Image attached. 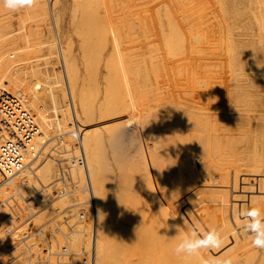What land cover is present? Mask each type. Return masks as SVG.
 Returning <instances> with one entry per match:
<instances>
[{"label":"rangeland","instance_id":"1","mask_svg":"<svg viewBox=\"0 0 264 264\" xmlns=\"http://www.w3.org/2000/svg\"><path fill=\"white\" fill-rule=\"evenodd\" d=\"M80 1V0H79ZM92 1H93V3H95V5L98 7H95V5H91L89 2H91L92 3ZM92 1H87V0H81L80 2H81V5L82 6H84V8L85 7H88L87 9H85V11H84V9H83V7L80 9V7H79V9H78V7H77V9H75L76 7H74L75 5H79V3L80 2H78V0H59L58 2H56V0H38V3L39 4H37V6L35 7V8H33V9H24V10H21V11H19V12H15V13H13V12H10V11H8L7 9H5V8H3V7H0V73H6V72H8V71H10V70H14L15 69V67H17V66H21V71H23V72H25V73H27V74H29L30 76H32V81L35 83V84H37V82L40 84H37V85H39V87H43L44 88V90H46L45 92L46 93H48V91H47V89L49 88V87H53L54 85H56V84H60V86H59V88H60V90L57 88V92H56V94H60V95H58V101H60L61 102V100L60 99H62L63 98V100L64 99H66V88H68V90H69V92H70V95H68V97L71 99V101L74 103V107L77 109L76 110V112H78V115H77V119H79V123H81V118L83 117L82 116V113H81V111H80V107H79V103H78V100H77V98H75V97H73V96H75L74 94H73V92H72V85L70 86L69 84V80H68V78L66 77V75L64 74L65 73V71H64V69H66V67L64 66L65 65V63H66V61H65V58H64V56H63V54H65L64 52H63V49H65L66 47L68 48L69 47V45H70V47H71V53H72V57L75 59V62H76V64H77V66H78V68H79V70H80V78L83 80V81H85L84 79H86V84H88V87H87V85L85 84V86L88 88V89H90L91 88V90L93 91V97H95L96 98V100L94 99V106H95V116H97V117H95L94 116V122H93V124H95V126L96 127H100L98 130H96L97 132H100V130L102 131V134H103V136L104 135H106L105 134V130L106 129H104V128H102V127H106V125H107V127H109L108 129H110V130H113V129H118V130H116V131H118V132H114L113 134H114V136H117L118 137V135H119V132L120 133H122L121 135H119V137L120 136H122L123 135V133H124V135L123 136H126V137H128L129 139H124V137L122 138V141H121V139H120V141H118L119 143L120 142H122V143H124V142H126V144L129 146H127V149L128 150H130V151H128V153H130L131 155H132V157H130L129 156V154L128 155H126V151H127V149H126V146H123V147H125V149H123V148H121L122 147V143H120L121 144V146H120V150H123V154H125V155H123V157H124V161H125V159L128 161V159H129V157H130V159H129V162H127V167H126V165H125V167L128 169V164L129 163H131V165L132 166H130V164H129V169L130 168H132V169H128L127 171H129V173L127 172L126 173V175H125V177L124 178H126V177H129V175L131 174V172H133L134 171V174L136 173L135 171H139V169H140V172H138V174L140 175V177H139V175H138V177H137V175H135V177H137V181H135V183L136 182H138V184H131V185H133L131 188H133V190L132 189H130V188H128V185H129V183H128V185H124V187L122 188V189H124V190H122L121 189V192H122V194L123 195H125L123 192H125V188L127 187V189H130L131 190V192L132 193H134L135 194V197H137V198H139L138 197V195L141 193L142 194V196L143 195H146L145 197V199H147L146 201H148L150 198L152 199V201H149L150 202V205L147 203V208H148V211H152L153 212V208H152V205L154 206V207H156V209L157 208H159L158 206H157V204H155V202H157L158 204H160V206L162 207V208H165V210H173V211H175V212H177L178 210H180V211H183V212H185L186 210H187V212H185L186 214H188L186 217L185 216H179V217H177L176 219H179V220H181L182 222H187V224L189 223L190 225V227L192 226V225H194V222H196V224L195 225H197L198 223H200V222H198V219H196L193 215H191V212L190 211H192V212H194V213H196L198 210H200V209H202V208H206V206H208L207 208H206V213L208 214V213H211V211L213 210V208L215 209V207H216V205H214L213 203H216V204H218L217 203V201H219L220 202V199H219V197L220 198H222V199H224V197L226 198V199H228L227 197H229L230 196V194H231V196L233 197L234 196V198H236L237 196L236 195H238V197L236 198L237 199V202L236 203H239L241 200H240V198L243 196V197H245L244 195H246L247 197L249 196V197H251L252 196V189L250 188V185H251V180L252 179H249V177L247 178V177H240L239 179H238V184H237V186H235V184L233 183L234 181V179L232 178H229V179H226L225 181H226V184L224 183L223 184V186H224V190H221V188H222V186H221V184L220 183H218V185L219 186H221V188L220 189H218V190H216V192H215V190H213V189H209V190H207V188H205L206 187V182L208 183V182H210V183H212L211 181H207V180H205L206 182H204V180L203 179H201V178H196V177H194L195 179L194 180H196V182L195 181H193V177L191 176V175H194L192 172H191V174H189L188 173V171H189V165L188 164H185V163H183V165H184V167L182 166V168L180 167V165H182V163H180V158H179V156H176L177 158H179V160L176 162V163H178L179 162V166L178 165H176V168H175V171H177V169H179L180 170V172H178L179 174H177V173H175V171L173 172V168L175 167V165L174 166H171V164H170V167H172V169L170 168V170L169 171H171V172H168V171H166V170H168L169 169V164H166V162L168 163V160H169V158H170V160H169V162L172 160V162L173 161H175V160H177L176 158L173 160V159H171V156L168 154V153H166L168 150H169V148L168 147H174V145L172 146L170 143H174V139H175V141L177 140V141H179V143L181 142V144H182V142H183V144H185V140H187V139H185V137H189V135H191V133L192 134H194L193 136L195 137V139H199L200 141L202 140L201 138H203V140H204V138H206L204 141H206L205 142V144H207V141H209L210 139H212V141H211V143H210V147L209 148H211V144H212V148L213 149H208L209 150V152H207L209 155H212V156H210L211 158H212V160H213V158H214V160L213 161H215L217 158H218V160H217V162H218V164L219 163H221V161H222V163H227V164H229V165H227L226 163L224 164V165H222V163H221V166H224L225 168L227 167V168H229V172L227 171V170H225L224 169V171L226 172H228V173H235V168H236V166L237 165H234L233 166V164H232V162L233 161H231V159L233 160L234 158H233V156L235 157V159L236 158H238V159H240V156L239 155H236V153L234 152V150L232 149V148H228L229 146L227 145V141L226 140H224V139H222V138H225V137H227V135H229L230 133H233V129H232V126L233 127H236L237 128V126H244L245 128H249L248 127V122L251 120V118L252 117H255L256 115L258 116V110L261 112V114H263L264 113V106H260L261 104L262 105H264V76H263V74H264V72H263V74H261V70H260V67H264V30L263 31H261V33H262V35H260L261 33H259L260 31H257V29L256 30H252V29H250L249 27H243V25H252V24H255L256 23V19H252V17H247L246 18V16H242V17H240V19H238V16H234V17H229V18H227L225 21L227 22V23H230L231 24V26H235L234 28L233 27H231V31L229 30V29H227V30H224V29H222V28H220L219 30H217V29H215V30H212V31H209L210 33H212V36H211V34L209 33V32H206L205 33V31H204V33L206 34H204L203 32H199L198 30H196V28H194L193 26H191L192 24H191V20H190V18H189V15H190V1L189 0H159L160 1V3H159V1L158 0H92ZM133 1V2H132ZM136 1V2H135ZM145 1V2H144ZM150 1V2H149ZM164 1V2H163ZM170 1V2H169ZM189 3H188V2ZM55 2V3H54ZM82 2H83V4L85 3L86 5H88V6H86L85 4L83 5L82 4ZM107 2L108 3H110V4H107ZM117 2V3H116ZM137 2H139V3H137ZM148 2V3H147ZM155 2V3H154ZM166 2H168V3H166ZM51 3H53L52 5H51ZM88 3V4H87ZM92 3V4H93ZM107 5H106V4ZM135 3V4H134ZM142 3H144V4H142ZM179 3V4H178ZM188 3V4H187ZM56 4V5H55ZM148 4V5H147ZM154 4V5H153ZM166 4H169L168 6H170L169 8H168V6L166 5ZM177 4V5H176ZM183 4V5H182ZM54 5V6H53ZM64 5V6H63ZM74 5V6H73ZM160 5V6H159ZM181 5V6H180ZM53 6V7H52ZM61 6V7H60ZM80 6V5H79ZM89 6H91L90 8H92V7H95L94 9H92V10H90V8H89ZM105 6H106V8H105ZM108 6V7H107ZM112 6V7H111ZM145 6V7H144ZM157 6V7H156ZM164 6V7H163ZM136 7V8H135ZM138 7V8H137ZM171 7H173V8H171ZM183 7V8H182ZM42 8V9H41ZM110 8V9H109ZM132 8H134V9H132ZM149 8V9H148ZM168 8V9H167ZM171 8V9H170ZM88 9L90 10V12L91 11H93L94 12V10H97L96 12H97V14H96V12H94L93 14H92V16H93V18L95 17V15H97L94 19H92V16H91V18H90V15L88 16L87 15V12H88ZM153 9V10H152ZM158 9H159V11H158ZM180 9V10H179ZM61 10V11H60ZM73 11V13H75V10L77 11V13H76V17L75 16H72L70 13H72V11ZM116 10V11H115ZM149 10V11H148ZM174 10V11H173ZM2 11V12H1ZM57 13V14H59L58 16L57 15H55L54 16V14H55V12ZM79 11H80V13H79ZM106 11H107V13H106ZM118 11V12H117ZM152 11V12H151ZM156 11H157V13H156ZM164 11V15H163V12ZM173 11V12H172ZM176 11V12H175ZM178 11V12H177ZM180 11V12H179ZM184 11V12H183ZM45 12V13H44ZM84 12H86V14L84 13ZM90 12H89V14H90ZM109 12V13H108ZM114 12H116V14H114ZM141 12V13H140ZM146 12V13H145ZM154 12H155V14H154ZM219 12H220V10L217 12L216 11V14H219ZM44 13V14H43ZM112 13V14H111ZM121 14V15H119V14ZM162 13V14H161ZM169 13H171V14H169ZM176 13V14H175ZM187 13V14H186ZM221 13V12H220ZM81 15V17H83V16H85V17H83L82 19L80 18V15ZM84 14V15H83ZM101 14H103V16L101 15ZM105 14H107V16L105 15ZM132 14V15H131ZM169 14V17L170 18H172V22L170 23V18H167L166 16ZM183 14V15H182ZM135 15V16H134ZM222 15V14H221ZM47 17V18H45V17ZM56 16H57V18H56ZM62 16V17H61ZM98 16H101V18L103 17V18H105V20L102 18H100L101 20H99L100 22H105L104 23V25H103V23H98L99 21H98V19H99V17ZM126 16H129V17H126ZM162 16H163V18H162ZM179 18H178V17ZM220 14L219 15H217L216 17L217 18H214V17H212V19H211V21H213L212 23H211V25H214V26H216V25H218L220 22H221V19H219L220 17ZM58 17H59V22H58ZM73 17L75 18V20L73 19ZM86 17H87V19H86ZM97 17H98V19H97ZM106 17H108V19L106 18ZM166 17V18H165ZM264 17V16H263ZM56 18V22H55V19ZM79 18V19H78ZM89 18V19H88ZM132 18V19H131ZM44 19H46V20H44ZM130 19V20H129ZM165 19H168L169 20V23H167V21L168 20H165ZM185 19V20H184ZM74 21V24L72 23L73 21ZM81 20V22L79 23V21ZM88 20H89V22H91V24H89V23H87L88 22ZM93 21V23H92V21ZM97 20V21H96ZM104 20V21H103ZM108 20V21H107ZM180 20V21H179ZM246 20V21H245ZM54 21V22H53ZM83 21V22H82ZM94 21H96V23H98V27L96 26V28L95 27H92L93 25L95 26L96 24H95V22ZM126 21H128V22H126ZM166 21V22H165ZM214 21H218V23H216V25L214 24ZM46 22V26H48L49 25V28H50V30H51V33H52V39H53V42H52V40L50 39L49 41L51 42H48L49 44H51V45H53V46H55L56 47V49L54 48L53 49V53L51 52V54H50V50H49V52H48V49L47 48H49V46H48V44H46L47 42V38H46V35H45V31H44V28L46 27L45 25H44V23ZM48 22V23H47ZM76 22L77 23H79V24H83V25H81L80 27L79 26H77L78 24H76ZM146 22V23H145ZM253 22H255V23H253ZM55 23H57V24H55ZM71 23V24H70ZM86 23H87V25H86ZM148 23V24H147ZM163 23V24H162ZM166 23V24H165ZM179 23H181V24H179ZM48 24V25H47ZM89 24V25H88ZM93 24V25H92ZM99 24H102V25H99ZM175 24V25H174ZM58 25V26H57ZM77 26V27H75V26ZM90 25H92V26H90ZM120 25V26H119ZM139 25V26H138ZM168 25H169V28L172 30H169V29H167L168 28ZM176 25H177V27H176ZM179 25H180V27H179ZM237 25H240V27H243V28H239V29H237L236 28V26ZM84 26H85V28H86V26H90V28H92V29H89V27H87L86 29L84 28ZM102 26V27H101ZM108 27L107 29H109V27H110V35H109V30H106V29H104V27ZM145 26V27H144ZM162 26H163V29H162ZM166 26H167V28H166ZM73 27H74V29H76L75 31H73L74 29H73ZM79 27V28H78ZM101 27V28H100ZM130 27V28H129ZM141 28V29H139V28ZM173 27V28H172ZM194 29H193V28ZM56 28H57V30L58 31H56ZM84 28V29H83ZM93 28H94V32L93 31H91V30H93ZM138 28V29H137ZM177 28V29H176ZM178 28H179V30H178ZM248 28V29H247ZM96 29V30H95ZM104 29V30H103ZM144 31H143V30ZM165 29H166V33H168L169 31H170V33H169V35H171V32H173V34L175 33V41L174 42H178V44H176V45H178L177 47H178V50H180V48L179 47H181V49H184L185 51H186V53L187 52H192V54L189 52V53H187V55L185 56V58H184V56H182L181 57V55H183V54H185L184 53V50H181L180 52H178V54H176L175 52H173V54H169V52L167 51V48H166V46H165V42H164V39H162L163 38V36H162V34H163V32L165 31ZM81 30H84L85 32H86V30H88L86 33L84 32V31H81ZM102 32H101V31ZM134 30V31H133ZM139 30H141V31H139ZM185 30H187V32L185 31ZM195 30V31H194ZM76 31H79L78 32V34L80 35H77V32ZM89 31H91L90 33H89ZM107 31H108V34H106L107 33ZM125 33H124V32ZM133 31V32H132ZM138 31V32H137ZM168 31V32H167ZM192 31V32H191ZM225 33H224V32ZM249 31V32H248ZM82 32H84V33H82ZM96 32H98L97 34H98V37H97V34H96ZM106 32V33H105ZM120 32V33H119ZM132 32V33H131ZM194 32V33H193ZM226 32H227V34H226ZM229 32H231V33H229ZM255 32H257V33H255ZM55 33V34H54ZM68 33H69V35H68ZM75 33H76V35H75ZM91 33H93V34H95V35H90ZM131 33V34H130ZM162 33V34H161ZM181 33V34H180ZM204 35H203V34ZM218 33V34H217ZM220 33V34H219ZM102 34H103V36H102ZM134 36H133V35ZM184 34V35H183ZM191 34V35H190ZM193 34V35H192ZM216 34V35H215ZM100 35V36H99ZM137 35H139V37L137 36ZM232 35V36H231ZM67 36H68V40H67ZM76 36H77V38H76ZM102 36V37H101ZM124 36H126V37H124ZM143 38H142V37ZM162 38H161V37ZM179 36V39L177 38ZM182 36V37H181ZM260 36H262V37H260ZM103 37L105 38V39H107V40H103ZM110 37H113V38H110ZM186 37V38H185ZM201 37V38H200ZM204 37V38H203ZM216 37V38H215ZM231 37V38H230ZM249 37V38H248ZM257 37H258V39H257ZM97 38V39H96ZM98 38H99V40H98ZM121 38V39H120ZM126 38V39H125ZM134 40H133V39ZM188 38V39H187ZM195 38V39H194ZM199 38H200V40H199ZM211 38V39H210ZM222 38V39H221ZM228 38V39H227ZM259 38H260V40H259ZM262 38V39H261ZM83 39V42H86L87 41V39H88V41L86 42V43H88L89 44V42H91L90 43V45H91V47H90V45H86V43H84L85 45H83V43H82V40ZM86 39V40H85ZM114 39V40H113ZM184 39V40H183ZM187 39V40H186ZM205 39V40H204ZM225 41H227V42H231L230 44L229 43H227V42H225ZM69 42L70 40H71V42H67V41ZM85 40V41H84ZM97 40H98V43H96L97 42ZM122 42H121V41ZM194 40V41H193ZM197 42H196V41ZM208 40H209V42H208ZM212 40V41H211ZM259 40V41H258ZM78 41H79V43H81L82 44V46L81 45H79L78 44ZM101 41H103V42H101ZM105 41V42H104ZM112 41H114V43L112 42ZM133 41V42H132ZM180 41L181 42H183V44L182 43H180ZM185 41H188V43L187 42H185ZM206 41V42H205ZM224 41V42H223ZM232 41H233V45H235V43L237 44L236 46L237 47H241L240 49L239 48H237L238 49V51L236 52L237 53V55H236V59L235 58H231V56L229 57V58H227L229 55H227L228 53L230 54V52H229V47H230V45H232ZM261 41V42H260ZM56 42V43H55ZM68 44L67 46H66V43ZM93 42H95V43H93ZM107 42V43H106ZM111 42H112V44H111ZM141 42V43H140ZM164 42V43H163ZM191 42V43H190ZM211 42V43H210ZM218 42V43H217ZM222 42V43H221ZM258 42H260L259 44H258ZM54 43V44H53ZM92 43H93V48H92ZM132 43V44H131ZM140 43V44H139ZM184 43H185V47L186 48H183L184 46H182V45H184ZM199 43V44H198ZM257 43V44H256ZM60 44V45H59ZM103 44H105V45H103ZM113 44H115V50L114 49H112L113 47H112V45ZM223 44V45H222ZM255 44H256V46H255ZM48 47H47V46ZM94 45H96V46H98V48H96ZM105 46L104 47V50H102V48H103V46ZM137 45V46H136ZM175 45V44H174ZM175 45V46H176ZM180 45V46H179ZM228 45H229V47H228ZM66 46V47H65ZM85 46V47H84ZM88 46H89V48H88ZM100 46H101V48H100ZM114 46V45H113ZM130 48H129V47ZM140 46V47H139ZM47 47V48H46ZM80 47V48H79ZM82 47H84V48H82ZM133 47H134V49H133ZM140 48V49H138V48ZM177 47H176V49L175 50H177ZM196 47V48H195ZM207 49H205V48ZM207 47H209V48H207ZM215 47V48H214ZM247 47H248V49H247ZM250 47V48H249ZM60 48H63V49H60ZM66 48V49H67ZM88 48V49H87ZM92 49V51H91V53H90V51L89 50H91ZM119 48V49H118ZM127 48H129L130 50H132V51H130V50H125V49H127ZM144 48V49H143ZM165 48V49H164ZM187 48H188V51H187ZM254 48H255V50H254ZM65 49V50H66ZM80 49H81V53L82 54H85L84 55V57H83V55H81V53H80ZM85 49H86V51H88L87 53H85L86 51H85ZM96 49H98L97 51H99V49H100V53H98V55H96L97 54V52L95 51ZM138 49V50H137ZM191 49V50H190ZM212 49V50H211ZM262 49V50H261ZM101 50H102V52H101ZM113 50V51H112ZM117 50H118V52H119V54L117 53ZM215 50V51H214ZM61 51H62V53H61ZM76 51H77V53H76ZM111 51L113 52V54L111 55ZM115 51V52H114ZM137 51H139V52H137ZM142 53H141V52ZM145 53H144V52ZM149 53H147V52ZM241 53H240V52ZM253 51H255V52H253ZM57 52V53H56ZM96 52V53H95ZM153 52H155V53H153ZM167 52H168V54H167ZM212 52V53H211ZM223 54H222V53ZM239 52V53H238ZM249 52V53H248ZM252 52H253V54H252ZM95 53V54H94ZM110 53V57H112L113 59H111V61H110V57H109V61H107V62H110V67H113L112 69H113V72H114V74H115V78H116V81L118 80L119 81V83H118V81L116 82L115 81V78L113 77V82H112V79L110 80L109 79V81H111L112 83H113V86L114 87H112V83L111 82H108V83H110V85H111V87H112V89L111 88H108L107 87V85H108V83L106 82L107 81V79H105L104 77V75H102V74H105V72H107L108 70V75H109V73H110V71L112 70V69H110L109 67H107L106 66V68L105 67H103V66H105V65H108V63L107 64H105L106 63V59L108 60V57H107V55ZM133 53V54H132ZM139 55H138V54ZM144 53V54H143ZM147 53V54H146ZM164 53V54H163ZM183 53V54H182ZM203 53V54H202ZM258 53V54H257ZM10 54H13V56L12 57H10ZM56 54V55H55ZM86 54H87V56L89 57V59H88V57L86 56ZM92 54H94V56H97L96 57V59H95V57L93 58V57H91V56H93ZM137 54V55H136ZM141 54H143V55H141ZM241 56H240V55ZM47 57H46V56ZM48 55H50L49 56V60L47 61V59H48ZM91 55V56H90ZM101 55V57H98V56H100ZM117 55V56H116ZM118 55H119V57H118ZM141 55V56H140ZM149 55V56H148ZM166 55V56H165ZM177 55H179L180 56V58H179V56H177V58H176V56ZM198 55V56H197ZM219 55V56H218ZM243 55V56H242ZM252 55H254V56H252ZM86 56V57H85ZM109 56V55H108ZM130 56V57H129ZM137 56V57H136ZM169 56H171V59L170 58H168ZM173 56V57H172ZM175 56V57H174ZM207 56H209V57H207ZM249 56H250V58H249ZM258 56V57H257ZM81 57L83 58V60L86 62V63H84V61L81 59ZM107 57V58H106ZM141 57V58H140ZM143 57V58H142ZM150 57V58H149ZM164 57H166L167 59H164ZM186 57H187V59H186ZM220 57V58H219ZM237 57H239V58H237ZM243 57V59H245V60H242L241 58ZM46 58V59H45ZM85 58V59H84ZM90 58H92V59H90ZM98 58H99V61H96V60H98ZM114 58H116V59H114ZM118 58V59H117ZM120 58V59H119ZM137 58V59H136ZM162 58V59H161ZM176 60H175V59ZM209 60H208V59ZM212 58V59H211ZM249 58V59H248ZM258 58V59H257ZM64 59V60H63ZM94 59V60H93ZM133 59H134V63H133ZM136 59V60H135ZM142 59H144V60H142ZM146 59V60H145ZM172 59H174V60H172ZM183 59V60H182ZM193 60V62H192V60ZM198 59V60H197ZM219 59H221V60H219ZM230 59H233V60H230ZM239 59H241L243 62H244V64L240 67L239 65L241 64V63H243L242 61H240ZM260 59V60H259ZM89 60H90V64H93V61H94V64L97 66H95V65H92V66H94L93 67V69H91L92 67H89V66H91L90 64H89ZM92 60V61H91ZM115 60V61H114ZM120 60V61H119ZM129 60H131V61H129ZM141 60V61H140ZM148 60V61H147ZM179 60V61H178ZM190 60V61H189ZM201 60H203L202 62H201ZM212 60V61H211ZM227 60V61H226ZM230 61V63H229V61ZM47 61V62H46ZM87 61H88V64H87ZM104 61H105V63H104ZM145 61H147L148 63H150V66L152 67L151 69L152 70H149V75H153V77H151V76H149V79H151V81H148V83L146 82V85H145V83H143L142 84V82H145V80H143L144 79V77L143 76H141L140 77V73L141 72H143V74H144V71L142 70H140V71H137L136 69H140L141 68V65H140V63H142V62H145ZM175 61H176V63H175ZM177 61H178V63H177ZM185 61V62H184ZM209 61V62H208ZM237 61V63H240L239 65L237 64V63H234V62H236ZM238 61H240V62H238ZM258 61H261V62H258ZM56 62H57V64H56ZM60 62V63H59ZM64 62V63H63ZM92 62V63H91ZM98 62H100L99 64H98ZM121 62V63H120ZM166 62H167V64H166ZM188 62H189V64H188ZM229 63V65H228V63ZM232 62H233V64H235L234 66H231V67H229L230 65H233L232 64ZM59 63V64H58ZM99 65H97V64ZM114 63H116V64H114ZM128 63V64H127ZM133 63V64H132ZM172 63H173V65H172ZM175 63V64H174ZM182 63V64H181ZM192 63V64H191ZM198 65H197V64ZM204 63H208L211 67H213V68H211L208 64H205V66H204ZM227 63V64H226ZM245 63H246V65H245ZM258 63L259 64H261V65H258ZM64 64V65H63ZM85 64H87V65H85ZM121 64V65H120ZM163 64V65H162ZM169 64H171V65H169ZM189 65V66H191V68L189 67V66H187V65ZM201 66H200V65ZM213 64V65H212ZM223 64V65H222ZM236 64L238 65V67H236V68H238V69H236L235 68V66H236ZM257 64V65H256ZM58 65V66H57ZM136 67H135V66ZM155 66V68H154V66ZM183 65H184V67H183ZM186 65V66H185ZM195 65V66H194ZM218 65V66H217ZM228 65V66H227ZM245 65V66H244ZM59 66H60V68H62V71L64 72L63 73V77H62V75H61V73L62 72H60L59 71ZM117 66V67H116ZM164 66V67H163ZM170 66V67H169ZM259 66V67H258ZM58 67V68H57ZM123 67V68H122ZM138 67H140V68H138ZM158 67V68H157ZM162 67V68H161ZM179 67V69H177ZM181 67V68H180ZM194 67V68H193ZM197 67V68H196ZM223 67V68H222ZM244 67V68H243ZM246 67V68H245ZM256 67V68H255ZM259 69H258V68ZM98 70H97V69ZM105 68V69H104ZM108 68V69H107ZM116 68V69H115ZM168 68V69H167ZM171 68V69H170ZM217 68H219V69H217ZM222 68V69H221ZM229 68V69H228ZM232 68V69H231ZM253 68V69H252ZM91 69V70H90ZM118 69H119V71H118ZM142 69V68H141ZM175 69V70H174ZM231 69V70H230ZM242 69H244V70H242ZM246 69H248L249 71H247ZM45 70V71H44ZM96 70H97V72H96ZM107 70V71H106ZM115 70V71H114ZM167 70V71H166ZM192 70V71H191ZM217 70L219 71L218 73H217ZM251 70V71H250ZM53 71V72H52ZM58 71H59V74L57 75V73H58ZM137 71V72H136ZM150 71H152L151 72V74H150ZM181 71V72H180ZM196 71V72H195ZM120 75V76H117L118 74ZM124 72H125V74H124ZM138 72H139V74H138ZM177 72V73H176ZM185 72H186V74H185ZM214 72H216L217 74H214ZM221 72V73H220ZM232 72V73H231ZM250 72V73H249ZM258 72V73H257ZM131 73V74H130ZM156 73V74H155ZM163 73V74H162ZM179 73V74H178ZM249 73V74H248ZM113 73H112V71H111V75H112ZM134 74H136V75H134ZM237 74V75H236ZM59 76L60 78H58L57 79V76ZM81 75H83L84 76V79H83V76L81 77ZM106 75V74H105ZM129 75V76H128ZM138 75H139V77H138ZM145 75V74H144ZM192 75V76H191ZM86 76H87V78L89 79L88 80V82H87V78H86ZM91 76L92 78V80L89 78V77ZM97 76V77H96ZM102 76H103V78H102ZM107 76V75H106ZM186 76H187V78H186ZM256 76V77H255ZM260 76V77H259ZM108 77V76H107ZM109 77H112V76H109ZM108 77V78H109ZM120 78V80H119V78ZM124 77V78H123ZM136 77L138 78V79H136ZM223 77V78H222ZM258 77V79H256ZM52 78H53V81H54V83L52 82ZM57 80H56V79ZM126 78V79H125ZM141 78V79H140ZM185 78H186V80H185ZM220 78H222L221 79V81H222V83H219V82H221L220 81ZM231 78H233V79H231ZM263 78V79H262ZM102 79V80H101ZM129 79V80H128ZM193 79H195V80H193ZM205 79V80H204ZM207 79V80H206ZM218 79V80H217ZM229 79H230V81H229ZM262 79V80H261ZM98 80V81H97ZM124 80V81H123ZM126 80V81H125ZM141 80H143V81H141ZM179 80V81H178ZM183 82H182V81ZM255 80H259V84L255 81ZM92 81V82H91ZM131 81V82H130ZM197 82V84H196V82ZM204 81H206L207 83H208V81H209V83H211L210 84V88H209V86L208 85H205L204 87H203V83L202 82H204ZM84 82V83H85ZM94 82V83H93ZM114 82H116V83H114ZM121 82H123L122 83V87H121ZM140 82V83H139ZM159 82V83H158ZM167 82V83H166ZM172 82V83H171ZM216 82H218L219 84H217V86H216ZM90 83V84H89ZM93 83V84H92ZM105 83H107V85L105 84ZM125 83H127V84H125ZM130 83H131V85H130ZM184 83H187V84H189L187 87L185 86V85H187V84H185L184 85ZM192 83H194L195 85H193ZM200 83V84H199ZM233 83V84H232ZM92 84V86L94 87H89L90 85ZM98 85V87H97V85ZM140 84H142V85H140ZM161 84V85H160ZM173 84V85H172ZM251 84V85H250ZM42 85V86H41ZM103 85V86H102ZM109 85V86H110ZM118 85V86H117ZM198 85V86H197ZM201 85H202V87H201ZM212 85V86H211ZM214 85V86H213ZM218 85H219V87H218ZM220 85H221V87H220ZM235 85V86H234ZM237 85V86H236ZM104 86H106L107 87V89H108V91H106V92H108L107 93V98H109L110 100H108L107 98H105V99H107L109 102L111 101V98L112 99H115V98H117V97H114V96H117L118 95V99L120 100L119 101V104L120 103H122V105L120 104V105H116L114 108H116L117 106H119L120 108H122V106L124 105V107H123V109H121V114H119V109H118V111H117V108H116V110L114 109L113 111H112V113L114 112H116L117 114V117L115 116V114L113 115V116H115V117H113L112 115H109L108 117L107 116H101V115H99V113L97 112L98 110H99V108L97 107V106H100V104H101V106L104 104V100L105 99H103V96H105V91H104V89H105V87ZM118 87V92H120V94L116 91V92H114V90H116V88ZM126 86H128V88L126 87ZM129 86H130V89H129ZM131 86H132V88H131ZM159 86V87H158ZM161 86V87H160ZM201 88H200V87ZM207 86V87H206ZM46 87V88H45ZM71 87V88H70ZM177 87V88H176ZM185 87V88H184ZM193 87H195V88H193ZM196 87H198L197 89H196ZM206 87V88H205ZM54 88V87H53ZM178 88H180V89H178ZM182 88V89H181ZM216 88H217V91L218 92H220V93H218L217 91H216ZM220 88H221V90H222V93H221V90H220ZM42 89V88H41ZM96 89H99V90H96ZM111 90V92H110V90ZM127 91H125V90ZM174 89V90H173ZM196 89V90H195ZM205 89V90H204ZM214 89V90H213ZM29 90V89H28ZM94 90H96L95 92L96 93H100L99 95L98 94H95V92H94ZM181 90H184V92L182 91V92H180ZM237 90V91H236ZM61 91V92H60ZM64 91H65V93H64ZM92 91H91V93H92ZM174 91V92H173ZM206 91V92H205ZM246 92V93H243V92ZM60 92V93H59ZM89 92H90V90H89ZM104 92V93H103ZM72 93V94H71ZM116 95H115V94ZM134 93V94H133ZM181 93H182V95H181ZM186 93V94H185ZM207 93V94H206ZM212 93V94H211ZM214 93V94H213ZM102 94H103V96H102ZM109 94V95H108ZM158 94L160 95V96H158ZM184 94V95H183ZM222 94V95H221ZM63 95H65V96H62ZM72 95V96H71ZM111 95V97H109ZM113 95V96H112ZM121 95V96H120ZM148 95V96H147ZM179 95V96H178ZM203 95H205V96H203ZM207 95V96H206ZM226 95V96H225ZM253 95V96H252ZM96 96H98V98L96 97ZM61 97V98H60ZM114 97V98H113ZM119 97H121V99L119 98ZM194 97V98H193ZM242 97H243V99H242ZM200 98V99H199ZM48 97H45V99L44 100H42L43 101V103H42V106L44 107V109L47 111V112H51L52 114L54 113V112H56V107H54L53 105H52V103L51 102H49L48 101ZM101 99H102V101H101ZM63 100H62V102H63ZM107 100H105V102L107 101ZM263 100V101H262ZM98 101H99V103H98ZM100 101L102 102V103H100ZM121 101H123V102H121ZM125 101V102H124ZM128 101V102H127ZM249 101V102H248ZM255 101H257V102H255ZM59 102V103H60ZM114 102V101H113ZM206 102V103H205ZM253 102V103H252ZM58 103V104H59ZM188 103V104H187ZM126 104V105H125ZM257 104H258V106H257ZM260 104V105H259ZM256 106V107H254V109H252L253 108V106ZM59 106H61V103L59 104ZM64 107H63V113H65V110H67V113H65L66 115L67 114H69V116H70V110H69V108L67 107V106H65V105H63ZM183 106V107H182ZM97 107V108H96ZM252 107V108H251ZM261 107V108H260ZM263 107V108H262ZM53 108H55V110L53 109ZM30 109V108H29ZM126 109V110H125ZM258 109V110H257ZM54 110V112H52ZM184 110V111H183ZM263 110V111H262ZM30 111H31V113H32V110L30 109ZM123 111V112H122ZM176 111H178V112H176ZM60 112V111H59ZM179 112H180V114H179ZM253 112L255 113V114H253ZM98 113V114H97ZM124 113V114H123ZM159 113V114H158ZM188 113V114H187ZM33 114V113H32ZM77 114V113H76ZM101 114V113H100ZM122 114H123V116H122ZM176 114V115H175ZM179 114V115H178ZM192 114V115H191ZM197 114V115H196ZM250 114V115H249ZM34 115V114H33ZM65 115V116H66ZM214 115V116H213ZM251 115H252V117H251ZM35 117H36V119L39 121V124H41V126H42V128H46V126L44 127V124L45 123H43V122H41L40 121V118L38 117V116H36V115H34ZM64 116V117H65ZM78 116H79V118H78ZM118 116H119V118H118ZM122 116V117H121ZM150 116V117H149ZM164 116H166V117H164ZM183 116V117H182ZM191 116V117H190ZM223 116L225 117L224 119H223ZM248 116V117H247ZM67 117V116H66ZM99 117V120L97 119ZM101 117H103V118H101ZM106 117H107V119H106ZM121 117V118H120ZM170 117V118H169ZM195 117H197V118H195ZM205 117H206V119H205ZM232 119H230V118ZM235 117H237L236 119H235ZM251 117V118H250ZM101 118V119H100ZM143 118V119H142ZM147 118V119H146ZM159 118V119H158ZM161 118V119H160ZM178 118V119H177ZM184 118V119H183ZM204 118V119H203ZM234 118V119H233ZM249 118V119H248ZM67 119V118H66ZM103 119V120H102ZM112 119L114 120V121H112ZM171 119V120H170ZM201 119V120H200ZM217 119V120H216ZM222 119V120H221ZM226 119V120H225ZM247 119V120H246ZM68 120V119H67ZM67 120H65V123H67L68 124V121ZM101 120V121H100ZM150 120V121H149ZM186 120V121H185ZM213 120V121H212ZM225 120V121H224ZM228 120V121H227ZM235 120H237L236 122H237V124L235 123ZM243 120H244V123H243ZM96 121V122H95ZM97 121H99V122H97ZM117 121V122H116ZM118 121H120V123L118 122ZM123 121V122H122ZM190 121V122H189ZM200 121V122H199ZM221 121V123H219V122ZM231 121H233L234 123L232 124V122ZM241 121V122H240ZM101 122V123H100ZM119 123V124H116V123ZM164 122V124H162ZM166 122L168 123L167 125H166ZM215 122H217V124H218V126H217V128H215L216 127V123ZM223 122V123H222ZM225 122V123H224ZM227 122H231L230 124H226ZM239 122V123H238ZM78 123V124H79ZM98 123V124H97ZM114 123V124H113ZM121 123H122V125H121ZM127 123V124H126ZM171 123V124H170ZM243 125H242V124ZM102 124H104L103 126H102ZM110 124V125H109ZM113 124V125H112ZM240 124V125H239ZM62 125H64V124H62ZM62 125L61 126H58V128L57 129H59V127H60V129H62L63 127L65 128V126L66 127H68V125H65V126H63L62 127ZM80 126V129H81V132L83 133V131H82V128H81V124H79ZM101 125V126H100ZM109 125V126H108ZM112 125V126H111ZM115 125V126H114ZM116 125H120V127H123V128H115V127H117ZM143 125V126H142ZM192 125V126H191ZM229 127V129H230V131H228V127ZM247 126V127H246ZM119 127V126H118ZM128 127V128H127ZM142 127H147V128H145L146 129V131L145 132H143V129H142ZM150 127L152 128V129H150ZM157 127V128H156ZM159 127V128H158ZM193 127V128H192ZM212 127V128H211ZM218 127H220V128H225L224 130L225 131H223L222 129H221V131H220V129H218ZM244 127H242V128H244ZM64 128H63V130H64ZM166 128H167V131H166ZM173 128V129H172ZM195 128V129H194ZM205 128V129H204ZM209 128H210V131H209ZM214 128V129H213ZM59 129V130H60ZM119 129H120V131H119ZM127 129V130H126ZM148 129V130H147ZM174 131V129H176V130H178V131H172V130ZM183 129H185V130H183ZM212 129V130H211ZM121 130L123 131V132H121ZM131 130H133L132 132L134 133L133 134V138L132 137H129V136H131ZM163 130V131H162ZM167 132V134L165 133V131ZM170 130V131H169ZM179 130H181L180 132H179ZM201 130V131H200ZM205 130V131H204ZM215 131V133H212V132H214ZM48 131V129L46 128L45 130H44V132H46L47 134H50L51 132H47ZM68 131V130H67ZM157 131H159V132H157ZM162 132V134H165V135H168L169 134V132L171 133V134H169V136L171 135H174L175 137H171L172 139H165L166 137H168V138H170L169 136H165L164 135V137H163V135L161 134V132ZM183 131V132H182ZM204 131V132H203ZM210 133H209V132ZM226 131H228V132H226ZM126 132H127V134L128 133H130V134H128V135H126ZM164 132V133H163ZM172 132L174 133V134H172ZM177 132H179V134L177 133ZM218 132V133H217ZM220 132V133H219ZM224 134H223V133ZM226 132V133H225ZM107 133V132H106ZM117 133H118V135H117ZM156 133V134H155ZM159 133V134H158ZM184 133V135H182ZM188 133V134H187ZM204 133H206L207 135H205ZM46 134V135H47ZM160 134H161V136L162 137H160ZM175 134H178V136L179 137H177L176 138V136L177 135H175ZM180 134H181V136H180ZM197 134H198V136H197ZM200 134H201V138H199L200 137ZM213 137V138H211L210 137V135ZM151 135V136H150ZM158 135V136H157ZM196 135V136H195ZM203 135V136H202ZM205 135V136H204ZM113 136V135H112ZM184 136V137H183ZM207 136V137H206ZM217 136V137H216ZM220 136V137H219ZM50 137H52V136H50ZM49 135H48V141L50 140L49 138ZM65 137H67L68 138V136H65ZM64 137V138H65ZM83 137H84V135H83ZM82 137V139H84V141H83V145L86 147V145H85V138H83ZM125 137V138H126ZM181 137H183V140H182V138ZM198 137V138H197ZM118 138H115L114 137V140L115 139H117L118 140ZM150 138V139H149ZM152 138V139H151ZM208 138H210V139H208ZM218 139V138H221V141L220 142H218V144H217V142H216V145L214 146L213 145V141H219V140H214V139ZM132 139H134L133 141H132ZM156 139V140H155ZM159 139H160V141H159ZM163 139H165V142H164V140ZM178 139H180V140H178ZM208 139V140H207ZM226 139V138H225ZM117 140H115V142L118 144V146L120 145L118 142H117ZM125 140V141H124ZM127 140H130V141H127ZM161 140H162V142H161ZM198 140V141H199ZM106 141V140H105ZM132 141V142H131ZM135 141H138V142H136V143H138V144H136L135 143ZM169 141V142H168ZM224 141V142H223ZM65 142H66V140H65ZM146 142H147V145H146ZM155 142V143H154ZM161 142V143H160ZM165 144H164V143ZM169 144H168V143ZM223 142V143H222ZM136 144V145H132V144ZM151 143V144H150ZM154 143V144H153ZM160 143V144H159ZM162 143H163V145H162ZM166 143H167V147L165 146L166 145ZM204 143V142H203ZM226 143V144H225ZM125 144V143H124ZM123 144V145H124ZM131 144V145H130ZM224 144V145H223ZM151 145V146H150ZM154 147H153V146ZM157 145L159 146V148L157 147ZM169 145V146H168ZM218 145V146H217ZM221 145V146H220ZM227 145V146H226ZM56 146V147H55ZM166 148H165V147ZM175 146H176V143H175ZM216 146H217V148H220V149H217L216 148ZM226 146V148H224ZM104 147L106 148L103 152H105V155L103 154V156H105L104 157V159L106 160L109 156H110V153H108V147L106 146V145H104L102 148L104 149ZM153 147V148H152ZM163 147H164V149H163ZM49 148H53V149H51L52 150V153H53V155H55L56 153L58 154H56V157H62V158H66L68 155H69V152L67 151V150H63V152L62 151H60V152H62L63 153V155H62V153H61V155L57 152V150L59 151L60 150V148L61 147H59L58 145H54V146H51V147H49ZM54 148H56V149H54ZM154 148H155V150L157 151V153H154V152H156V151H154ZM156 148H158V149H163L164 151H166V152H164L163 150L160 152V154H159V151H158V149H156ZM216 148V149H215ZM86 148H84V150H85ZM102 149V150H103ZM134 149H136V150H134ZM153 149V150H152ZM166 149V150H165ZM206 149H207V147H206ZM222 149V150H221ZM226 149V150H225ZM230 150V152H229V150ZM54 150V151H53ZM151 150L153 151V154H154V156H152L153 154L151 153ZM214 150H216V151H214ZM218 150H220V152L218 151ZM232 150V151H231ZM227 151V153H225ZM66 152H67V154H66ZM125 152V153H124ZM132 152H134V154H135V156H134V154H132ZM163 152V153H162ZM210 152H213V153H210ZM214 152H219V153H217V154H219V155H217L216 153H214ZM55 153V154H54ZM85 153H87L86 152V150H85ZM106 153H107V155H106ZM138 153V154H137ZM151 153V154H150ZM167 155H166V154ZM235 153V154H234ZM140 154H141V156H140ZM161 154H163V155H161ZM220 154H221V156H220ZM223 154V155H222ZM225 154V155H224ZM230 154V155H229ZM233 156H232V155ZM66 155V156H65ZM139 155V156H138ZM157 155H161V156H158L157 157ZM228 156V158H227V156ZM70 156V155H69ZM106 156H108V157H106ZM125 156H127L128 157V159H127V157H125ZM164 156H168L167 158H168V160L166 161V159H165V157ZM170 156V157H169ZM213 156H215V157H213ZM217 156H219L220 157V159H219V157H217ZM226 157V158H223V157ZM134 157H136V158H134ZM140 157V158H139ZM161 157V158H160ZM164 157V158H163ZM229 157H230V159H229ZM132 158H133V160H132ZM152 158H153V160L154 161H152ZM55 159H57V158H55ZM137 159V160H136ZM138 159H142V161L140 160V161H138ZM161 159H163L162 161H161ZM206 159V161H208V162H210L209 160H208V158H205ZM108 160V159H107ZM132 160V161H131ZM157 160V161H156ZM160 160V161H159ZM166 162H165V161ZM211 160V159H210ZM136 161V162H135ZM158 162V163H156V162ZM228 161H230V162H228ZM55 162H57V161H55ZM54 162V164H55V166H53V164H52V168H53V170L55 169L54 167H56V169H55V180L54 181H52V182H50L49 184H48V186L49 185H52V186H54L56 183H58V186L60 185L59 184V182L58 181H56V176L58 175L57 173L58 172H56V171H58L57 170V163H55ZM139 162V163H138ZM143 163V165L141 164V163ZM160 162H162V163H160ZM172 162H170V163H172ZM153 163V164H152ZM198 163V162H197ZM87 164H88V157H87ZM136 164V165H135ZM141 165V167H140V165ZM156 164H157V167L159 168H154L153 169V167H156ZM164 164V165H163ZM175 164V163H174ZM230 164H231V166H230ZM173 165V164H172ZM187 165V166H186ZM198 165V164H197ZM225 165H227V166H225ZM135 166V168L137 167V170H134L135 168H133ZM164 166V168L162 169V167ZM166 166V167H165ZM168 166V167H167ZM230 166V167H229ZM88 167H89V164H88ZM138 167H139V169H138ZM144 167V168H143ZM178 167H180V168H178ZM168 168V169H167ZM90 169V168H89ZM147 169V170H146ZM156 169V170H155ZM158 169V170H157ZM181 169H183V171H185V173H182V171H181ZM149 170V171H148ZM156 172H155V171ZM165 170V171H164ZM158 171L160 172V173H158ZM166 172V177L165 178H162V175H160V174H162L161 172ZM192 171V170H191ZM223 171V172H224ZM230 171H233V172H230ZM164 172H163V177H164ZM169 174H168V173ZM54 173V172H53ZM150 173V174H149ZM157 173V174H156ZM173 173H174V176H173V178H175V174L177 175L176 176V178H177V182L176 183H174L173 181H176V180H173V178H172V176H170V174L171 175H173ZM89 174H91V172L90 173H88V175ZM184 174V175H183ZM147 175V176H146ZM158 175H160V177H157L156 178V176H158ZM188 175H190L191 176V180H189V178L187 177ZM91 178H92V176L91 175H89ZM134 176V175H133ZM38 177V178H37ZM36 178H31V180H30V183L29 184H31L32 186H34L35 185V187H32L31 185H30V187L28 186V184H26L25 185V187L24 188H22L21 186L20 187H11L10 189H9V191L8 190H6L5 189V191L4 192H6L7 193V195H5V193L3 192V190L0 192V202H3V204L4 205H2V203H0V210L2 211V210H4L3 208H5L6 210H7V208H6V203H8V204H10V202H11V204H12V200H13V198H10L11 197V194H8V193H10V192H12V190H13V192L15 191V190H18V192H22V189H23V193L24 194H22L21 192V195L23 196V195H25L27 192H26V190H35V189H37V190H39V189H42V187H38V184L39 183H43V181L41 180V178H40V175L39 176H37ZM146 178V180L145 179H143V178ZM169 178V181L167 180L168 178ZM140 178V179H139ZM148 178V179H147ZM167 178V179H166ZM127 179V178H126ZM161 179H162V181H163V179H164V181L161 183ZM91 180V179H90ZM143 180H145V182H147V183H145L144 184V188H142L141 190H139L138 192L137 191H135V185L137 186H140V183H141V185H143ZM167 180V181H166ZM203 180V181H202ZM228 180H229V182H228ZM247 180H248V182H247ZM14 181H17V178H15V180ZM140 181V182H139ZM156 181H159L160 183H158L157 184V182ZM191 181V182H190ZM243 181V182H242ZM56 182V183H55ZM91 182H93V181H91ZM173 182V183H172ZM201 182V183H200ZM203 182V183H202ZM232 182V183H231ZM52 183V184H51ZM167 183H169V184H167ZM172 183V184H171ZM189 183V184H188ZM228 183V184H227ZM230 183H231V185H230ZM4 184H6V182L2 179V175H0V186L2 187ZM44 184V183H43ZM92 184V183H91ZM154 184V185H153ZM179 184V185H178ZM187 184V185H186ZM194 184V185H193ZM201 184V185H200ZM7 185H10V184H7ZM12 185V184H11ZM40 185V184H39ZM185 185V186H184ZM191 185H193L192 187H190ZM242 185H243V187H242ZM94 184H92V188H93V194H95L94 192ZM146 186V187H145ZM151 186V187H150ZM178 186V187H177ZM246 188H245V187ZM248 186H249V188H248ZM0 187V188H1ZM130 187V186H129ZM148 187H150V188H148ZM183 187V188H182ZM241 187V188H240ZM13 188V189H12ZM20 190H19V189ZM31 188V189H30ZM35 188V189H34ZM53 187H51L48 191L50 192L51 191V189H52ZM137 188V190L138 189H140V187L138 188V187H136ZM182 188V189H181ZM199 188H201V190L199 189ZM227 188V189H226ZM229 188V189H228ZM234 188L236 189V191H234ZM243 188H244V190H243ZM247 188H248V190H247ZM44 189H45V187L42 189L43 191H44ZM227 190V192H225L226 190ZM240 189V190H239ZM242 189V190H241ZM251 189V190H250ZM11 190V191H10ZM25 190V191H24ZM31 191V193H34L35 195H37V197H38V193L39 192H36V191ZM142 190H143V193H142ZM206 190V191H205ZM246 190V191H245ZM30 191L27 193V194H31L30 193ZM134 191V192H133ZM198 191V192H197ZM120 191H119V193H121ZM128 192V193H127ZM127 192H125L126 193V195H131L132 196V193H129L130 191L129 190H127ZM136 192V193H135ZM140 192V193H139ZM193 192V193H192ZM225 192V193H224ZM237 194H236V193ZM139 193V194H138ZM153 193L155 194V195H153ZM181 193V194H180ZM196 194V195H190V194ZM215 193V194H214ZM2 194H3V196H2ZM26 194V195H27ZM69 193H64V194H61L59 197H57V198H55V199H53V200H46V202H44L43 201V203L45 204H43V205H40V204H38L37 203V201H39V200H44L43 198L42 199H39V200H37V197L35 196V200L33 199H31L30 200V202L31 201H33V202H36L37 203V206L36 207H43L44 209L46 208V209H50V208H52L53 210H54V215L55 214H59L60 213V216L58 217V215L56 216V217H54L55 219H54V221H55V224H57V223H59V220H61V218H63V217H67V216H71V218H70V222H72V223H76V224H78L79 222H77L78 221V219H77V217H79L77 214H78V208H80V207H77L78 205H79V203H81L79 206H81L82 205V203L84 202V201H86V200H84V201H79V199H78V197H77V192H72V194L70 193V195L69 196H67ZM88 194V193H87ZM133 194V195H134ZM140 194V195H141ZM222 194V195H221ZM227 194H229L228 196H227ZM233 194V195H232ZM235 194V195H234ZM243 194V195H242ZM41 195L45 198V194H42V193H39V196L41 197ZM139 195V196H140ZM240 195V196H239ZM5 196V197H4ZM87 196H89V194L87 195ZM150 196V197H149ZM155 196H156V198H155ZM197 196V197H196ZM230 196V197H231ZM16 197V196H15ZM19 197V196H18ZM40 197H38V198H40ZM154 197V198H153ZM172 197V198H171ZM207 197V198H206ZM211 197V198H210ZM240 197V198H239ZM243 197L241 198V199H243ZM10 198V199H9ZM77 198V199H76ZM95 198V197H94ZM140 198H143L144 199V196L143 197H140ZM138 199L139 201L138 202H140V200L141 199ZM192 198V199H191ZM8 199V200H7ZM12 199V200H11ZM15 199V198H14ZM16 199H17V197H16ZM19 199H21V197H19ZM18 199V200H19ZM47 199V198H46ZM196 199V200H195ZM201 199V200H200ZM213 199V200H212ZM214 199H216V200H214ZM18 200H16V201H18ZM76 200H78V201H76ZM156 200V201H155ZM191 200V201H190ZM15 201V200H14ZM21 200H19V203L20 204H22V203H24V200H22L23 202L21 203L20 202ZM146 201H144V200H142V203H138V204H141L142 206H143V204H146V203H144V202H146ZM198 201V202H197ZM172 202V203H171ZM184 202V203H183ZM211 202H213V203H211ZM27 203H29V202H27L26 201V203L25 204H27ZM32 203V202H31ZM31 203H29V204H31ZM152 203V204H151ZM180 203V204H179ZM182 203V204H181ZM189 203V204H188ZM195 203V204H194ZM198 203V204H197ZM33 204V203H32ZM171 204V205H170ZM209 204V205H208ZM221 204V203H220ZM48 205V206H47ZM156 205V206H155ZM206 205V206H205ZM222 205V204H221ZM75 206H76V208H75ZM145 206V207H146ZM181 208H180V207ZM190 206V207H189ZM204 206V207H203ZM47 207H49V208H47ZM151 207V209H149ZM182 207H185V208H182ZM192 207V208H191ZM202 207V208H201ZM212 209H211V208ZM2 208V209H1ZM15 208V207H14ZM57 208L60 210V209H62V211L61 212H58V210H57ZM180 208V209H179ZM235 208L236 207H234V205H231L230 206V208H228V210H227V212H228V215L226 214L227 212H225V214H223V215H221L222 213H224L223 211L222 212H218V210H213L212 212V215L211 214H208V215H211V216H213L214 217V215H215V219H216V217L219 215V218L221 217V220H219L218 219V221H221V222H226L227 221V219L228 220H230V221H227V222H229V223H225L224 224V227H225V225H227V224H230V222L231 223H235L237 220L240 222V220H241V218L243 219V217L241 216L240 217V213H238V214H236L237 213V211H236V213H234V212H232L233 211V209H234V211H235ZM25 209V208H24ZM66 209V210H65ZM68 209V210H67ZM146 208H144L143 210L145 211V212H148V211H146L145 210ZM209 209H211V211L209 210ZM227 208H225V209H222V210H226ZM6 210H4V211H6ZM14 210H16L17 211V209L15 208ZM37 210V209H36ZM63 210H65V211H63ZM237 210V209H236ZM1 211H0V217H2L3 216V214H1ZM35 211V210H34ZM154 211H155V208H154ZM217 213H216V212ZM232 213H231V212ZM18 212V211H17ZM37 212H38V210H37ZM156 212H157V210H156ZM156 212H154L155 214H157ZM215 212V213H214ZM3 213V212H2ZM35 213H36V211H35ZM63 213V214H62ZM235 214V217H234V214ZM218 214V215H217ZM62 215H64V216H62ZM224 215H226L227 216V219H226V217H224ZM236 215H238V216H236ZM242 215V214H241ZM194 217L193 219L192 218H190V217ZM222 216H223V218H225V219H223L222 218ZM234 218H233V217ZM237 217V218H236ZM50 218H52V217H50ZM183 218V219H182ZM76 219H77V221H76ZM193 221H192V220ZM236 219V220H235ZM184 220H186V221H184ZM201 220V219H200ZM242 221V220H241ZM27 225H28V227L30 228L31 227V222H27L26 223ZM186 224V223H185ZM236 224V223H235ZM240 224H242L243 225V223L241 222ZM58 225V224H57ZM239 225V224H238ZM242 225H241V227H242ZM112 226V225H111ZM110 226V227H111ZM240 226V225H239ZM189 227V228H190ZM73 228H74V231L75 232H73L72 234H70V236L72 237V236H75V235H77V233H78V231L80 230V228L79 227H77V226H73ZM60 229L62 230V231H67V227L65 226V225H60ZM94 230H95V228H93ZM221 232V231H220ZM189 233V232H188ZM187 233V234H188ZM94 234H95V232H94ZM222 235H223V237H226L227 235H226V233H221ZM78 236H80V232H79V235ZM96 236V235H95ZM242 237V238H241ZM240 237V235H239V238H240V240H239V242H237L238 241V238H229L230 239V241H229V239H228V243H230V244H232V243H238V245L239 246H237V247H240L239 248V251H238V253H236V251H235V253L237 254L236 255V257H238V255L240 254L239 252H242V250L244 251L245 249H248V247L249 248H252L251 247V244H252V242H251V240L248 238V237H246V238H248V239H246L244 236H241ZM236 239V241H232V240H235ZM245 239V240H244ZM90 242H91V240H90ZM250 243V245L248 246V244ZM79 245H76V248H75V250L74 251H76V252H74V251H71L70 253H74V254H78V255H74V256H72V257H70L69 258V260H68V258H67V263L66 264H77V263H79L80 261H81V257H80V252H81V249H83V248H85L84 247V243H78ZM113 244V243H112ZM242 245L243 246H245V247H242ZM79 246V247H78ZM121 246H123L122 244H121ZM236 246V245H235ZM246 246H248V247H246ZM75 247V246H74ZM19 248L20 247H18V250H16V252L17 251H19ZM72 248H73V246H72ZM113 248V247H112ZM112 248H111V250H112ZM85 249H87V247L85 248ZM5 250V249H4ZM249 250L250 249H248V250H246V251H248L247 253V255L246 256H244L243 254H246V252L244 253L243 252V254L241 253V255L243 256V257H245V258H240V257H238L239 259H242L244 262H247V263H251V264H260L261 262L260 261H262V258H263V261H262V263L264 264V257H263V253H264V250H263V252H256L257 254L255 255V251H250V252H252V253H249ZM118 252V251H117ZM115 250H114V254L115 255H113V256H111L110 258H108V260L109 259H111V261H110V263L111 262H113V263H116L117 264V262H119V264H124V262L126 261V264H142L141 263V260L139 259V258H137L138 256H139V254H137V253H135L134 254V256H131V257H126V259H124L123 257H122V255H119L118 253H117ZM116 253H117V255H116ZM215 253V252H214ZM209 254V255H211V256H213V259H214V256L217 258H215L214 260L212 259V257L211 258H209V255H206V256H203V255H205V254H203L202 255V257H204L203 259H205V257H208V260H210V261H207L206 259V261H204V260H202V257H200V255L199 256H195V262H197V260L198 261H200V263L201 264H204V263H206V264H212L214 261H218L219 259V257H217L216 256V254ZM232 254V253H231ZM250 254H253L252 255V259H251V255ZM111 255V254H110ZM241 255H239V256H241ZM248 255H249V257H248ZM106 256V255H105ZM117 257V258H114L113 260H112V258L113 257ZM23 257V256H22ZM74 257V258H73ZM196 257L198 258V257H200V258H198L197 260H196ZM235 257V258H236ZM247 257V258H246ZM254 257V258H253ZM248 258H249V260H248ZM116 259V260H115ZM20 260V259H19ZM117 260H119V261H117ZM123 260H124V262H123ZM221 260V259H220ZM242 260H241V262H242ZM249 262H248V261ZM250 260H251V262H250ZM121 261H122V263H121ZM202 261V262H201ZM204 261V262H203ZM233 261H235V259H233ZM236 261H238V259L236 258ZM69 262H71V263H69ZM104 262H106L107 263V259L105 258V260H104ZM210 262H212V263H210ZM239 262H240V260H239ZM244 262H242V263H240V264H245ZM109 263V262H108ZM107 263V264H108ZM109 263V264H110ZM199 263V264H200ZM246 263V264H247ZM261 263V264H262ZM112 264V263H111ZM196 264H198V262L196 263Z\"/></svg>","mask_w":264,"mask_h":264},{"label":"bare ground","instance_id":"2","mask_svg":"<svg viewBox=\"0 0 264 264\" xmlns=\"http://www.w3.org/2000/svg\"><path fill=\"white\" fill-rule=\"evenodd\" d=\"M52 1V0H51ZM59 0H56V2H58ZM81 1V0H80ZM79 0H78V2H80ZM85 1V0H84ZM87 1H92V0H87ZM95 1V0H94ZM114 1V0H113ZM146 1V0H145ZM144 1V2H145ZM159 1V0H158ZM161 1V0H160ZM160 1H159V3H160ZM165 1V0H164ZM163 1V2H164ZM171 1V0H170ZM169 1V2H170ZM184 1V0H183ZM190 1V15H189V18H190V20H191V26H193L194 28H196V30H198L200 33L201 32H203L204 33V31H205V33L206 32H209V31H212V30H215V29H217V30H219L220 28H222V29H224V30H227V29H231V27H233V26H231V24L230 23H227L225 20L227 19V18H229V17H234V16H238V19H240V17H242V16H246V18L247 17H252V19H256V23L255 22H253V23H255V24H252V25H243V27L245 26V27H249L250 29H252V30H256L257 29V31H260L259 33H261V31H263L264 30V0H189ZM133 2V1H132ZM136 2V1H135ZM150 2V1H149ZM188 2V1H187ZM55 3V2H54ZM86 3V2H85ZM84 3V4H85ZM91 5H95V3H93V1H92V3L91 2H89ZM117 3V2H116ZM137 3H139V2H137ZM148 3V2H147ZM155 3V2H154ZM166 3H168V2H166ZM189 3V2H188ZM187 3V4H188ZM39 4V3H38ZM53 3H51V5H52ZM82 4H83V2H82ZM83 4V5H84ZM88 4V3H87ZM106 4V3H105ZM107 4H110V3H108L107 2ZM106 4V5H107ZM135 4V3H134ZM142 4H144V3H142ZM179 4V3H178ZM56 5V4H55ZM80 5V6H79ZM79 5H73L74 7H76L75 9H77V7H78V9H79V7H80V9L83 7V9H84V11H85V9H87L88 7H85L84 8V6H82L81 5V2L79 3ZM86 5V4H85ZM97 5V4H96ZM95 5V7H97ZM148 5V4H147ZM154 5V4H153ZM167 6L169 5V4H166ZM177 5V4H176ZM183 5V4H182ZM54 6V5H53ZM52 6V7H53ZM64 6V5H63ZM86 6H88V5H86ZM160 6V5H159ZM181 6V5H180ZM61 7V6H60ZM91 6H89V8H90ZM95 7H92V8H90V10H92V9H94ZM108 7V6H107ZM112 7V6H111ZM145 7V6H144ZM157 7V6H156ZM164 7V6H163ZM170 6H168V8H169ZM98 8V7H97ZM105 8H106V6H105ZM136 8V7H135ZM138 8V7H137ZM167 8V9H168ZM171 8H173V7H171ZM170 8V9H171ZM183 8V7H182ZM42 9V8H41ZM79 9V10H80ZM110 9V8H109ZM132 9H134V8H132ZM149 9V8H148ZM82 10V9H81ZM90 10L88 9V12H87V15L89 16L90 15V18H91V16H92V14L94 13V12H96L97 10H94V12L93 11H91L90 12ZM135 10V9H134ZM153 10V9H152ZM180 10V9H179ZM220 10V12H219V14H220V18L219 19H221V22L218 24V25H216V23H218V21L216 22V21H214V24L216 25V26H214V25H211V23L213 22V21H211V19H212V17H214V18H217L216 16L217 15H219V14H216V11L218 12ZM61 11V10H60ZM72 11V10H71ZM78 11V10H77ZM77 11L75 10V13H73V11H72V13H70L72 16H75L76 15V13H77ZM116 11V10H115ZM149 11V10H148ZM158 11H159V9H158ZM174 11V10H173ZM172 11V12H173ZM2 12V11H1ZM55 12V11H54ZM89 12H90V14H89ZM118 12V11H117ZM152 12V11H151ZM176 12V11H175ZM178 12V11H177ZM180 12V11H179ZM184 12V11H183ZM45 13V12H44ZM43 13V14H44ZM79 13H80V11H79ZM85 14H86V12H84ZM92 13V14H91ZM106 13H107V11H106ZM109 13V12H108ZM141 13V12H140ZM146 13V12H145ZM156 13H157V11H156ZM163 13V15L166 13H164V11L162 12ZM161 13V14H162ZM95 14V13H94ZM96 14H97V12H96ZM112 14V13H111ZM114 14H116V12H114ZM119 14V13H118ZM154 14H155V12H154ZM169 14H171V13H169ZM169 14L166 16L167 18H170L169 17ZM176 14V13H175ZM187 14V13H186ZM222 14V15H221ZM55 15H59V14H57L56 12H55V14H54V16ZM80 15V14H79ZM84 15V14H83ZM98 15V14H97ZM97 15H95V17L97 16ZM102 16H103V14H101ZM106 16H107V14H105ZM119 15H121V14H119ZM132 15V14H131ZM183 15V14H182ZM57 16H56V18H57ZM122 16V15H121ZM135 16V15H134ZM45 17V16H44ZM62 17V16H61ZM76 17V16H75ZM83 17H85V16H83ZM83 17H81V15H80V18L82 19ZM94 17V18H95ZM98 17H99V19H98ZM97 17V19H98V21L99 20H101L102 18H101V16H98ZM126 17H129V16H126ZM165 17V18H166ZM178 17V16H177ZM180 17V16H179ZM178 17V18H179ZM45 18H47V17H45ZM56 18L54 19L55 20V22H56ZM93 18V16H92V19H94ZM101 18V19H100ZM107 19H108V17H106ZM162 18H163V16H162ZM73 19L75 20V18L73 17ZM79 19V18H78ZM86 19H87V17H86ZM89 19V18H88ZM96 19V18H95ZM94 19V20H95ZM104 20H105V18H103ZM132 19V18H131ZM164 19V18H163ZM230 19V18H229ZM44 20H46V19H44ZM83 20V19H82ZM103 20V21H104ZM130 20V19H129ZM165 20H168V19H165ZM170 20V23L172 22L171 20H172V18H170L169 19ZM169 20L167 21V23H169ZM185 20V19H184ZM73 21V20H72ZM92 21V20H91ZM97 21V20H96ZM96 21H94L95 22V26L93 25H90V26H92V27H95L96 28V26L98 27V23H103V25H104V23L105 22H98V23H96ZM102 21V20H101ZM108 21V20H107ZM180 21V20H179ZM246 21V20H245ZM54 22V21H53ZM58 22H59V17H58ZM81 22V20L79 21V23ZM83 22V21H82ZM126 22H128V21H126ZM166 22V21H165ZM48 23V22H47ZM73 24H74V21L72 22ZM79 23H77L76 22V24H78L77 26H81V25H83V24H79ZM87 23H89V24H91V22H89V20H88V22ZM87 23H86V25H87ZM92 23H93V21H92ZM146 23V22H145ZM173 23V22H172ZM55 24H57V23H55ZM71 24V23H70ZM88 24V25H89ZM106 24V23H105ZM148 24V23H147ZM163 24V23H162ZM166 24V23H165ZM179 24H181V23H179ZM44 25L46 26V22L44 23ZM48 25V24H47ZM99 25H102V24H99ZM102 25V26H103ZM175 25V24H174ZM58 26V25H57ZM75 26V25H74ZM77 26H75V27H77ZM90 26H86V28L87 27H89V29H92V28H90ZM101 26V27H102ZM120 26V25H119ZM139 26V25H138ZM78 27V28H79ZM82 27V26H81ZM100 27V28H101ZM145 27V26H144ZM176 27H177V25H176ZM179 27H180V25H179ZM192 27V28H193ZM235 27V26H234ZM233 27V28H234ZM243 27H240V25H237L236 26V28L237 29H239V28H243ZM84 28H85V26H84ZM83 28V29H84ZM85 28V29H86ZM108 27H104V29H106V30H109V35H110V27H109V29H107ZM130 28V27H129ZM139 28V27H138ZM137 28V29H138ZM166 28H167V26H166ZM171 28V27H170ZM169 28V25H168V28L167 29H169V30H171ZM173 28V27H172ZM193 28V29H194ZM73 29H74V27H73ZM103 29V30H104ZM139 29H141V28H139ZM162 29H163V26H162ZM177 29V28H176ZM248 29V28H247ZM76 29H74L73 31H75ZM96 30V29H95ZM143 30V29H142ZM178 30H179V28H178ZM44 31H45V35H46V44H48V46H49V48H47L48 49V52H49V50H50V54H51V52L53 51V49L55 48L56 49V47L55 46H53V45H51V44H49L48 42H50L49 40L51 39L52 40V42H53V39H52V33H51V30H50V28H49V25L48 26H46L45 28H44ZM56 31H58L57 30V28H56ZM81 31H84V30H81ZM88 30H86V32H87ZM91 31H93L94 32V28H93V30H91ZM91 31H89V33L91 32ZM101 31V30H100ZM134 31V30H133ZM132 31V32H133ZM139 31H141V30H139ZM144 31V30H143ZM172 31V30H171ZM186 32H187V30H185ZM195 31V30H194ZM231 31V30H230ZM77 32V35H79L78 34V32L79 31H76ZM85 32V31H84ZM84 32H82V33H84ZM85 32V33H86ZM102 32V31H101ZM124 32V31H123ZM131 32V33H132ZM138 32V31H137ZM168 32V31H167ZM192 32V31H191ZM224 32V31H223ZM249 32V31H248ZM88 33V32H87ZM98 32H96V34H97ZM106 33V32H105ZM120 33V32H119ZM125 33V32H124ZM130 33V34H131ZM169 33H170V31L168 32V33H166V29H165V31L163 32V34H162V36H163V38L162 39H164V42H165V46H166V48H167V51L169 52V54H173V52H175L176 54H178V52H180L181 50H184V49H181V47H179L180 48V50H178V45H176V44H178V42L176 43V42H174L175 41V33L173 34V32H171V35H169ZM194 33V32H193ZM202 33V34H203ZM204 33V34H205ZM210 33V32H209ZM225 33V32H224ZM229 33H231V32H229ZM255 33H257V32H255ZM55 34V33H54ZM93 33H91L90 35H92ZM106 34H108V31H107V33ZM181 34V33H180ZM203 34V35H204ZM211 34V36H212V33H210ZM218 34V33H217ZM220 34V33H219ZM226 34H227V32H226ZM68 35H69V33H68ZM75 35H76V33H75ZM93 35H95V34H93ZM112 35V34H111ZM110 35V36H111ZM133 35V34H132ZM184 35V34H183ZM191 35V34H190ZM193 35V34H192ZM206 35V34H205ZM216 35V34H215ZM260 35H262V33L260 34ZM80 36V35H79ZM100 36V35H99ZM102 36H103V34H102ZM101 36V37H102ZM134 36V35H133ZM138 37H139V35H137ZM232 36V35H231ZM263 36V35H262ZM262 36H260V37H262ZM97 37H98V34H97ZM124 37H126V36H124ZM142 37V36H141ZM182 37V36H181ZM76 38H77V36H76ZM110 38H113V37H110ZM143 38V37H142ZM178 39H179V36L177 37ZM186 38V37H185ZM201 38V37H200ZM200 38H199V40H200ZM204 38V37H203ZM216 38V37H215ZM231 38V37H230ZM249 38V37H248ZM69 38H68V36H67V40H68ZM97 39V38H96ZM121 39V38H120ZM126 39V38H125ZM133 39V38H132ZM188 39V38H187ZM186 39V40H187ZM195 39V38H194ZM211 39V38H210ZM222 39V38H221ZM228 39V38H227ZM257 39H258V37H257ZM262 39V38H261ZM66 40V41H67ZM86 40V39H85ZM84 40V41H85ZM98 40H99V38H98ZM98 40H97V42L96 43H98ZM103 40H107V39H105L104 37H103ZM114 40V39H113ZM134 40V39H133ZM184 40V39H183ZM205 40V39H204ZM224 40V39H223ZM259 40H260V38H259ZM258 40V41H259ZM82 41V43H83V45H85L84 43H86L87 41H88V39H87V41L86 42H83V39L81 40ZM121 41V40H120ZM194 41V40H193ZM196 41V40H195ZM212 41V40H211ZM225 41V40H224ZM223 41V42H224ZM68 42V41H67ZM69 42H71V40L69 41ZM68 42V43H69ZM101 42H103V41H101ZM105 42V41H104ZM113 43H114V41H112ZM112 42H111V44H112ZM122 42V41H121ZM133 42V41H132ZM163 42V43H164ZM184 42V41H183ZM183 42H181L180 41V43H182L183 44ZM185 42H187L188 43V41H185ZM197 42V41H196ZM206 42V41H205ZM208 42H209V40H208ZM225 42H227V41H225ZM261 42V41H260ZM260 42H258V44L260 43ZM51 43V42H50ZM56 43V42H55ZM66 43V42H65ZM90 43L91 42H89V44L88 43H86V45L88 44V45H90ZM93 43H95V42H93ZM93 43H92V48H93ZM107 43V42H106ZM141 43V42H140ZM139 43V44H140ZM191 43V42H190ZM211 43V42H210ZM218 43V42H217ZM222 43V42H221ZM227 43H229V42H227ZM231 43V42H230ZM229 43V44H230ZM54 44V43H53ZM70 44V43H69ZM78 44L79 45H81L82 46V44L81 43H79V41H78ZM132 44V43H131ZM176 46H175V45ZM199 44V43H198ZM257 44V43H256ZM256 44H255V46H256ZM60 45V44H59ZM68 44L66 43V46H67ZM85 45V46H86ZM103 45H105V44H103ZM102 45V46H103ZM114 45V46H113ZM112 45V49H116L115 48V44H113ZM223 45V44H222ZM237 44L235 43V45H233V41H232V45H230V47H229V45H228V47H229V52H230V54L228 53L227 55H229L227 58H229L230 56H231V58L233 57V58H235L236 59V55H237V51H238V49L237 48H241L240 46L239 47H237L236 46ZM260 45V44H259ZM65 46V47H66ZM84 46V47H85ZM96 48H98V46H96V45H94ZM137 46V45H136ZM180 46V45H179ZM182 46H184L183 48H186L185 47V43H184V45H182ZM84 47H82V48H84ZM90 47H91V45H90ZM104 47L105 46H103V48H102V50H104ZM129 47V46H128ZM140 47V46H139ZM176 47H177V50H175L176 49ZM67 48V47H66ZM65 48V49H66ZM80 48V47H79ZM88 48H89V46H88ZM87 48V49H88ZM100 48H101V46H100ZM130 48V47H129ZM129 48H127V49H125V50H130ZM138 48V47H137ZM196 48V47H195ZM205 48V47H204ZM207 48H209V47H207ZM215 48V47H214ZM250 48V47H249ZM60 49H63V48H60ZM65 49H63V52L65 53V54H63V56H64V58H65V61H66V63H65V67H66V69H64V71H65V73L62 71V68H60V66H59V71L60 72H62L61 73V75H62V77H63V73L66 75V77L68 78V80L70 81L69 83V85L71 86L72 85V92H73V94L75 95V96H73V97H75V98H77V100H78V103H79V109H80V111H81V113H82V118H81V123H79V124H81V128H82V131H83V133H82V137H83V135H84V137L83 138H85V145H86V147L84 146V148H86L85 150H86V152L87 153H85V155H86V159H87V157H88V164H89V167L88 168H90V169H88L89 170V172L88 173H90L91 172V174H89V175H91L92 176V178L90 177V179H91V181H93V182H91L92 184H94V197H95V207H96V209H95V211H94V213L92 212V214H91V212L90 213H86V215H85V220H79V217H77V219H78V221H77V219H76V221L77 222H79L76 226L77 227H79L80 228V230L78 231V233H77V235H75V236H70V239H69V251L71 252V251H74L75 250V248H76V245H79L78 243H84L85 245H84V247L86 248H88V244H90V240L88 239V237H91V231H93L94 229L93 228H95V234L94 235H96L95 236V244H96V247H95V253H96V259H95V264H107L108 262L110 263V261H111V259H109L108 260V258H110L111 256H113V255H115L114 254V250L119 254V255H122V257L124 258V259H126V257H131V256H134V254L135 253H137V254H139V256L137 257V258H139L140 260H141V263L142 264H196L197 262H198V264L200 263V261H198L199 259L198 258H200V257H202V255L203 254H205V255H203V256H206V255H209V254H213L214 252V254H216V256L217 257H219L218 259L220 260V259H224V258H232V259H235V261H234V264H240V263H242V262H244L242 259L243 258H245V257H243L242 255H241V253L243 254V252L245 253L246 252V254H243L244 256H246L248 253V251H246V250H248V249H250L249 250V253H252V252H250L251 250L252 251H255V255L259 252H263V250L262 249H257V248H254L253 247V245L251 244V247L252 248H249L248 246L250 245V243L248 244V246H246V247H248V249H245L244 251L242 250V252H239L240 254L239 255H241V256H239L238 255V257H240V258H242V259H239L238 257H236V253H238V251H239V248L240 247H237V246H239L238 245V243H232V244H230V243H228L229 241H230V239L229 238H238V241L237 242H239V240H240V238H239V235H240V237L241 236H244L245 238L246 237H248L250 240H252V238H251V236L247 233V232H245L244 230H243V227H241V225L242 224H240L241 222L243 223V220H244V218L242 219L241 218V220H240V222L237 220L235 223H231L230 222V224H227V225H225V227H224V224L227 222V221H230V220H228L227 219V216L226 215H224V217H226V219H227V221L224 223V222H221L222 220H221V217L219 218V215L216 217V219L214 218L215 217V215H214V217L213 216H211L212 215V211L213 210H218V212L220 213V212H224V213H222L221 215H223V214H225V212H227V210H228V208H230V206L231 205H234V207H236L235 208V211H234V209H233V211L232 212H234V213H236V211H237V213L236 214H238V213H240L239 215H240V217L242 216L243 217V215H241V214H243L244 212H246L248 209H250V208H253V207H258V208H260V209H262V210H264V113L263 114H261V112L258 110V116L256 115L255 117H252V115H251V120L248 122V127L249 128H245L244 126H241L240 124V126H237V128L236 127H233L232 126V131H233V133H230L229 135H227V137H225V138H222V139H224V140H226L227 141V145L229 146L228 148H232L233 150H234V152L236 153V155H239L240 156V159H238V158H236L235 159V157L233 156V160L231 159V161H233L232 162V164H233V166L234 165H237L236 166V168H235V173L233 172V171H230V172H233V173H228L229 171V168H225L224 166H221V163H222V161H221V163H219L218 164V162H217V160H218V158L215 160V161H213L214 160V158H213V160H212V158L210 157V156H212V155H209L207 152H209V150L210 149H213L212 148V144H211V148H209L210 147V143H211V141H212V139H210V138H208V139H210L209 141H207V144H205V142L206 141H204L206 138H204V140H203V138H201V134H200V137L199 138H201L202 140L200 141L199 139H195V137L193 136L194 134H192L191 133V135H189V137L187 138V137H185V139H187V140H185V144H183V142H182V144H181V142L179 143V141H175V139H174V143H170L172 146L174 145V147H168L169 148V150L167 151L166 149V151H164L163 149H164V147L166 146L167 147V143L170 141L169 139H172L171 137L173 136V137H175L174 135H170L169 136V134H171L170 132H169V134L168 135H165V134H162V132H161V134L163 135V137H164V135L165 136H169L170 138H168V137H166L165 139H168L169 141L166 143V145L163 147V151L164 152H166V153H168L170 156H171V159H177V160H175V161H173L172 162V160L170 161V162H172V163H170L169 162V160H170V158H169V160H168V156H164L165 157V159H166V161L168 160V163L166 162V164H169V169L168 170H166V171H168V172H171L173 169V172L175 171V168H176V165H178L179 166V162L178 163H176L178 160H179V158H180V163H182V165H180V167L182 168V166L184 167V165H183V163H185V164H188L189 165V171H188V173L189 174H191V172L194 174V175H191L192 177H193V181H195L196 182V180H194L195 178L194 177H196V178H201V179H203L204 180V182H206L205 180H207V181H211L212 183H210V182H206V187L205 188H207V190H209V189H213V190H215V192H216V190H218V189H220L221 188V186H222V188H221V190H224V186H223V184L225 183L226 184V179H229V178H233L234 180V184H235V186H237V184H238V179L240 178V177H249V179H252L251 180V185H250V188L252 189H250L251 191H252V196L251 197H247L246 195H244L245 197H243V199H241L240 197V202L239 203H236L237 202V197H238V195H236L237 197L236 198H234V196L232 197L231 196V194H230V196L229 197H227L228 199H226L225 197H224V199H222V198H220L219 197V199H220V202L219 201H217V203L218 204H216V203H213V202H211V203H213L214 205H216V207H215V209L213 208V210L211 211V209H209L210 211H211V213H208V214H211V215H208L206 212V208L208 207V206H206V208L204 207V208H202V209H200V210H198L196 213H194V212H192V211H190L191 212V215H193L196 219H198V222H200V223H198L197 225H195L196 224V222H194V225H192L191 227L189 226L190 224L188 223L187 224V222H182L181 220H179V219H176L177 217H179V216H187L188 214H186L185 212H187V210L185 211V212H183V211H180V210H178L177 212H175V211H173V210H165V208H162L161 206H160V204H158L157 202H155V204H157V206L159 207V208H157L156 209V207H154L153 205H152V208H153V212L152 211H148V208H147V203L149 202V201H152V199L150 198L148 201H146L147 199H145L146 197V195H143L144 196V199L143 198H140V197H143L142 196V194L140 195L139 193V195H138V197L141 199L140 200V202H138L139 200V198H137V197H135V194L134 193H132L131 192V190L130 189H132L133 190V188H131L134 184H138V182H136L135 183V181H137V177H138V172H140V169H139V167H138V169H139V171L137 170V167L135 168V166L133 167V168H135L134 170H137V171H135L136 173L134 174V171L133 172H131V174L129 175V177H126V178H124L125 177V175H126V173L128 172L129 173V171H127L128 169H129V164H130V166H132L131 165V163H129L128 164V169L126 168L127 167V162H129V159H130V157H132V155L130 154V153H128V151H130V150H128L127 149V144H126V142H124V143H122L123 141H122V138L124 137V139H129L128 137H126V136H123L124 135V133H123V137L122 136H120L119 137V135H121L122 133H120L119 132V135H118V133H117V135H118V137L121 139V141L122 142H120V143H122V147L121 148H123V149H125V147H123V146H126V149H127V151H126V155H128L129 154V159H128V157L127 156H125V157H127V159H128V161L125 159V161H124V157H123V155H125V154H123V150H120L121 148H120V146H121V144L118 142V141H120V139L117 137V136H114V132L116 131V130H118V129H113V130H110V129H108L109 127H107V125H106V127H102V128H104V129H106L105 130V134L106 135H104L103 136V134H102V131L100 130V132H97L96 130H98L99 128L98 127H96L95 126V124H93V122H94V116H95V106H94V99L96 100V98L95 97H93L94 95V93H93V91L91 90V88L90 89H88L87 87H88V84H86V79H84V76L83 75H81V77L83 76V79L85 80V81H83L81 78H80V70H79V68H78V66H77V64H76V62H75V59L72 57V53H71V47H70V45H69V47L65 50ZM91 49V48H90ZM119 49V48H118ZM133 49H134V47H133ZM138 49H140V48H138ZM137 49V50H138ZM144 49V48H143ZM165 49V48H164ZM206 49V48H205ZM247 49H248V47H247ZM57 50V49H56ZM98 49H96L95 51L97 52V54L96 55H98V53H100V49H99V51H97ZM102 50H101V52H102ZM191 50V49H190ZM207 50V49H206ZM212 50V49H211ZM237 50V51H236ZM254 50H255V48H254ZM262 50V49H261ZM85 51H86V49H85ZM90 51V53H91V51H92V49L91 50H89ZM113 51V50H112ZM111 51V55L113 54V52ZM130 51H132V50H130ZM187 51H188V48H187ZM215 51V50H214ZM88 51H86L85 53H87ZM95 52V53H96ZM115 52V51H114ZM137 52H139V51H137ZM141 52V51H140ZM144 52V51H143ZM147 52V51H146ZM168 52H167V54H168ZM182 52V51H181ZM190 52V51H189ZM189 52H187V53H189ZM240 52V51H239ZM238 52V53H239ZM253 52H255V51H253ZM253 52H252V54H253ZM53 53V52H52ZM57 53V52H56ZM61 53H62V51H61ZM76 53H77V51H76ZM80 53H81V49H80ZM94 53V54H95ZM117 53L119 54V52H118V50H117ZM142 53V52H141ZM145 53V52H144ZM143 53V54H144ZM148 53V52H147ZM146 53V54H147ZM153 53H155V52H153ZM184 53L185 54H183V55H181V57L182 56H186L187 55V53H186V51L184 50ZM191 54H192V52H190ZM212 53V52H211ZM222 53V52H221ZM241 53V52H240ZM249 53V52H248ZM94 54H92L93 56H91V57H95V59H96V57L97 56H94ZM101 54V53H100ZM133 54V53H132ZM138 54V53H137ZM136 54V55H137ZM143 54H141V55H143ZM149 54V53H148ZM164 54V53H163ZM203 54V53H202ZM223 54V53H222ZM258 54V53H257ZM56 55V54H55ZM81 55H83V57H84V55L85 54H82L81 53ZM109 55V56H108ZM107 55V57H108V60L106 59V63H105V61H104V63L105 64H107L108 63V65H105V66H103V67H105L106 68V66L107 67H109L110 69H112L113 67H110L109 65H110V62H107V61H109V57L111 56L110 55V53ZM114 55V54H113ZM139 55V54H138ZM140 55V56H141ZM240 55V54H239ZM13 56V54H10V57H12ZM46 56V55H45ZM49 56L50 55H48V59H47V61L49 60ZM86 56H87V54H86ZM85 56V57H86ZM89 56V55H88ZM87 56V57H88ZM117 56V55H116ZM144 56V55H143ZM149 56V55H148ZM166 56V55H165ZM176 56V55H175ZM174 56V57H175ZM177 56H179V55H177ZM177 56H176V58H177ZM185 56H184V58H185ZM188 56V55H187ZM198 56V55H197ZM219 56V55H218ZM238 56V55H237ZM241 56V55H240ZM243 56V55H242ZM252 56H254V55H252ZM47 57V56H46ZM98 57H101V55L100 56H98ZM106 57V58H107ZM118 57H119V55H118ZM130 57V56H129ZM137 57V56H136ZM173 57V56H172ZM207 57H209V56H207ZM258 57V56H257ZM141 58V57H140ZM143 58V57H142ZM150 58V57H149ZM168 58H170L171 59V56H169ZM179 58H180V56H179ZM183 58V57H182ZM220 58V57H219ZM237 58H239V57H237ZM249 58H250V56H249ZM248 58V59H249ZM46 59V58H45ZM81 59L83 60V58L81 57ZM85 59V58H84ZM88 59H89V57H88ZM90 59H92V58H90ZM111 59H113L112 57H110V61H111ZM114 59H116V58H114ZM118 59V58H117ZM120 59V58H119ZM137 59V58H136ZM135 59V60H136ZM162 59V58H161ZM164 59H167L166 57H164ZM175 59V58H174ZM174 59H172V60H174ZM186 59H187V57H186ZM208 59V58H207ZM210 59V58H209ZM208 59V60H209ZM212 59V58H211ZM242 60H245V59H243V57L241 58ZM241 59H239L240 61H242ZM258 59V58H257ZM64 60V59H63ZM94 60V59H93ZM142 60H144V59H142ZM146 60V59H145ZM176 60V59H175ZM183 60V59H182ZM188 60V59H187ZM192 60V59H191ZM198 60V59H197ZM219 60H221V59H219ZM230 60H233V59H230ZM260 60V59H259ZM46 61V62H47ZM84 61V60H83ZM92 61V60H91ZM96 61H99V58H98V60H96ZM115 61V60H114ZM120 61V60H119ZM129 61H131V60H129ZM141 61V60H140ZM148 61V60H147ZM147 61H145V62H142V63H140V65H141V68L140 67H138V68H140L139 70L138 69H136L137 71H144V74H143V72H141L140 74V77L141 76H143L144 77V79L143 80H145V82H142V84L143 83H145V85H146V82L148 83V81H151V79H149V76H151V75H149V70H152L151 68V66H150V63H148ZM179 61V60H178ZM178 61H177V63H178ZM190 61V60H189ZM203 60H201V62H202ZM212 61V60H211ZM227 61V60H226ZM229 61V60H228ZM234 61V60H233ZM240 61H238V62H240ZM185 62V61H184ZM192 62H193V60H192ZM209 62V61H208ZM243 62V61H242ZM258 62H261V61H258ZM60 63V62H59ZM58 63V64H59ZM64 63V62H63ZM84 63H86L85 61H84ZM92 63V62H91ZM100 62H98V64H99ZM121 63V62H120ZM133 63H134V59H133ZM132 63V64H133ZM175 63H176V61H175ZM174 63V64H175ZM228 63V62H227ZM226 63V64H227ZM229 63H230V61H229ZM229 63H228V65H229ZM234 63H237V61L236 62H234ZM56 64H57V62H56ZM87 64H88V61H87ZM87 64H85V65H87ZM89 64H90V60H89ZM97 64V63H96ZM97 64V65H98ZM114 64H116V63H114ZM128 64V63H127ZM166 64H167V62H166ZM182 64V63H181ZM188 64H189V62H188ZM192 64V63H191ZM197 64V63H196ZM205 64H208V63H204V66H205ZM232 64H233V62H232ZM238 65L240 64V63H237ZM236 64V66H235V68L236 67H238V65ZM244 64V62L243 63H241L239 66L241 67L242 65ZM91 66H89V67H92L91 69H93V67L94 66H92V65H95L94 64V61H93V64H90ZM117 65V64H116ZM121 65V64H120ZM163 65V64H162ZM169 65H171V64H169ZM172 65H173V63H172ZM187 65V64H186ZM185 65V66H186ZM198 65V64H197ZM200 65V64H199ZM202 65V64H201ZM200 65V66H201ZM209 65V64H208ZM213 65V64H212ZM223 65V64H222ZM227 65V66H228ZM235 64H233V65H230L229 67H231V66H234ZM245 65H246V63H245ZM244 65V66H245ZM257 65V64H256ZM258 65H261V64H259L258 63ZM58 66V65H57ZM96 66V65H95ZM99 66V65H98ZM118 66V65H117ZM116 66V67H117ZM135 66V65H134ZM154 66V65H153ZM187 66H189V65H187ZM195 66V65H194ZM210 66V65H209ZM218 66V65H217ZM97 67V66H96ZM136 67V66H135ZM164 67V66H163ZM170 67V66H169ZM183 67H184V65H183ZM190 68H191V66H189ZM211 67V66H210ZM259 67V66H258ZM257 67V68H258ZM58 68V67H57ZM104 68V69H105ZM123 68V67H122ZM154 68H155V66H154ZM158 68V67H157ZM162 68V67H161ZM181 68V67H180ZM194 68V67H193ZM197 68V67H196ZM211 68H213V67H211ZM223 68V67H222ZM221 68V69H222ZM244 68V67H243ZM246 68V67H245ZM256 68V67H255ZM21 66H17V67H15V69L14 70H10V71H8V72H6V73H0V87H4V88H7V89H9V90H12V91H14V90H22V91H24L25 93H27V96H28V100H29V104H28V106H29V108L32 110V113L34 114V115H36V116H38L39 118H40V121L41 122H43V123H45L44 124V127L46 126V128L48 129V131L47 132H51L50 134H47L46 132H44V130L46 129H44V128H42V126H41V124H39L40 125V128H41V134H40V136L39 137H37L36 138V141H35V145L37 146V147H39V148H41V149H43V151L45 152V150H49L50 148L49 147H51V146H54V145H56V143H57V141H59V137H62L63 135V137H62V140L63 141H65L66 140V142H64V144L61 146V148H60V150H59V152L60 151H62L63 152V150H68L69 149V146H73V148H75V144H74V142L72 141V139H70V136H68L66 133H68L67 132V130H68V127H66L65 125H67V123H65V120H67V121H69V114H65V113H67V110H65V113H63L64 111V109H63V105H64V103L62 102V100H63V98L62 99H60L61 100V102L60 101H58V95H60L61 93V91L59 92L60 94H56V92L58 91L57 90V88L60 90V88H59V86H60V84H56V85H54L53 87H49L48 89H47V91H48V93H46L45 91L46 90H44V88L43 87H39V85L41 84H39L38 82H37V84H39V85H37V84H35L33 81H32V76H30L29 74H27V73H25V72H23V71H21ZM90 69V70H91ZM97 69V68H96ZM108 69V68H107ZM116 69V68H115ZM168 69V68H167ZM171 69V68H170ZM177 69H179V67L177 68ZM217 69H219V68H217ZM229 69V68H228ZM232 69V68H231ZM230 69V70H231ZM236 69H238V68H236ZM253 69V68H252ZM259 69V68H258ZM94 70V69H93ZM98 70V69H97ZM97 70H96V72H97ZM175 70V69H174ZM242 70H244V69H242ZM247 71H249L248 69H246ZM260 70H261V74H263V72H264V67H260ZM45 71V70H44ZM59 71H58V73H57V75L59 74ZM107 71V70H106ZM109 71V70H108ZM107 71V72H108ZM111 71H112V75H111ZM110 71V73H109V75H108V73L107 72H105V74L109 77V76H112V77H107L105 74H102V75H104L105 77V79H107V83L108 82H111V81H109V79L111 80L112 79V82H113V77L115 76V74H114V72H113V69ZM115 71V70H114ZM118 71H119V69H118ZM136 71V72H137ZM167 71V70H166ZM192 71V70H191ZM251 71V70H250ZM53 72V71H52ZM151 72L152 71H150V74H151ZM181 72V71H180ZM196 72V71H195ZM219 71L217 70V73H218ZM117 73V72H116ZM119 73V72H118ZM117 73V74H118ZM177 73V72H176ZM216 72H214V74H217ZM221 73V72H220ZM232 73V72H231ZM250 73V72H249ZM248 73V74H249ZM258 73V72H257ZM124 74H125V72H124ZM131 74V73H130ZM138 74H139V72H138ZM156 74V73H155ZM163 74V73H162ZM179 74V73H178ZM185 74H186V72H185ZM56 75V76H57ZM114 75V76H113ZM134 75H136V74H134ZM237 75V74H236ZM117 76H120L119 74L117 75ZM129 76V75H128ZM137 76V75H136ZM192 76V75H191ZM263 76H264V74H263ZM89 77V76H88ZM97 77V76H96ZM138 77H139V75H138ZM151 77H153V75L151 76ZM256 77V76H255ZM260 77V76H259ZM58 78H60L59 76H57V79ZM86 78H87V76H86ZM90 79L92 78L91 76L89 77ZM102 78H103V76H102ZM115 78V77H114ZM119 78V77H118ZM124 78V77H123ZM142 78V77H141ZM140 78V79H141ZM186 78H187V76H186ZM186 78H185V80H186ZM223 78V77H222ZM222 78H220V81H221V79ZM56 79V78H55ZM56 79V80H57ZM93 79V78H92ZM91 79V80H92ZM126 79V78H125ZM136 79H138L137 77H136ZM231 79H233V78H231ZM256 79H258V77L256 78ZM263 79V78H262ZM261 79V80H262ZM88 78H87V82H88ZM102 80V79H101ZM119 80H120V78H119ZM129 80V79H128ZM143 80H141V81H143ZM193 80H195V79H193ZM205 80V79H204ZM207 80V79H206ZM218 80V79H217ZM98 81V80H97ZM115 81H116V78H115ZM118 81V80H117ZM116 81V82H117ZM124 81V80H123ZM126 81V80H125ZM179 81V80H178ZM182 81V80H181ZM229 81H230V79H229ZM257 83L259 82V80L257 81V80H255ZM264 81V80H263ZM52 82L54 83V81H53V78H52ZM85 82V83H84ZM92 82V81H91ZM111 82V83H112ZM116 82H114V83H116ZM131 82V81H130ZM183 82V81H182ZM196 82V81H195ZM94 83V82H93ZM92 83V84H93ZM107 83H105L106 85H107ZM118 83H119V81H118ZM122 83L123 82H121V87H122ZM140 83V82H139ZM159 83V82H158ZM167 83V82H166ZM172 83V82H171ZM203 84V87L205 86V85H208L209 86V88H210V84L211 83H209V81H208V83L206 82V81H204V82H202ZM219 83H222V81L221 82H219ZM218 82H216V86H217V84H219ZM85 84L87 85V87L85 86ZM90 84V83H89ZM92 84L89 86V87H93L92 86ZM125 84H127V83H125ZM142 84H140V85H142ZM185 84H187V83H184V85ZM193 85H195L194 83H192ZM196 84H197V82H196ZM200 84V83H199ZM233 84V83H232ZM259 84V83H258ZM97 85V84H96ZM110 85V83H108V85H107V87L108 88H111L112 89V87H114L113 86V83L111 84L112 85V87H111V85ZM130 85H131V83H130ZM161 85V84H160ZM173 85V84H172ZM189 84H187V85H185L186 87L188 86ZM202 85H201V87H202ZM251 85V84H250ZM42 86V85H41ZM103 86V85H102ZM118 86V85H117ZM116 86V87H117ZM198 86V85H197ZM212 86V85H211ZM214 86V85H213ZM235 86V85H234ZM237 86V85H236ZM97 87H98V85H97ZM105 87V89H104V91H105V96H103V94H102V96H103V99H105V98H107L108 96H107V93L109 92L108 91V89H107V87L106 86H104ZM127 88H128V86H126ZM159 87V86H158ZM161 87V86H160ZM200 87V86H199ZM200 87V88H201ZM202 87V88H203ZM207 87V86H206ZM205 87V88H206ZM218 87H219V85H218ZM220 87H221V85H220ZM42 88V89H41ZM46 88V87H45ZM71 88V87H70ZM94 88V87H93ZM131 88H132V86H131ZM177 88V87H176ZM185 88V87H184ZM193 88H195V87H193ZM198 87H196V89H197ZM29 89V90H28ZM129 89H130V86H129ZM178 89H180V88H178ZM182 89V88H181ZM195 89V90H196ZM89 90H90V92H89ZM96 90H99V89H96ZM96 90H94V92L96 91ZM110 90V89H109ZM118 90V87L116 88V90H114V92H116ZM125 90V89H124ZM131 90V89H130ZM174 90V89H173ZM205 90V89H204ZM214 90V89H213ZM220 90H221V88H220ZM91 91H92V93H91ZM106 91H108V92H106ZM119 91V90H118ZM117 91V92H118ZM126 91V90H125ZM184 92V90H181L180 92ZM216 91H217V88H216ZM237 91V90H236ZM110 92H111V90H110ZM127 92V91H126ZM174 92V91H173ZM206 92V91H205ZM218 92V91H217ZM58 93V92H57ZM64 93H65V91H64ZM104 93V92H103ZM119 94H120V92H118ZM218 93H220V92H218ZM221 93H222V90H221ZM243 93H246L245 91L243 92ZM72 94V93H71ZM95 94H98V93H96L95 92ZM100 94V93H99ZM98 94V95H99ZM115 94V93H114ZM134 94V93H133ZM186 94V93H185ZM207 94V93H206ZM212 94V93H211ZM214 94V93H213ZM109 95V94H108ZM116 95V94H115ZM181 95H182V93H181ZM184 95V94H183ZM222 95V94H221ZM62 96V95H61ZM63 96H65V95H63ZM62 96V97H63ZM72 96V95H71ZM113 96V95H112ZM121 96V95H120ZM148 96V95H147ZM158 96H160L159 94H158ZM179 96V95H178ZM203 96H205V95H203ZM207 96V95H206ZM226 96V95H225ZM253 96V95H252ZM45 97H48L49 99H48V101L49 102H51L52 103V105L54 106V107H56L57 109H56V112H54V110H55V108H53L54 110L52 111V112H54L53 114L51 113V112H47L45 109H44V107L42 106V103H43V101L42 100H44L45 99ZM97 98H98V96H96ZM105 97V98H104ZM109 97H111V95L109 96ZM114 97H117V98H115V99H112L111 98V101L109 102L108 100H110L109 98H107V99H105V100H107L106 102H105V100H104V104L101 106V104H100V106H97L98 108H99V110L97 111L98 113H99V115H103V116H109V115H114L115 114V116L117 117V113L115 112H113L112 113V111L115 109L116 110V108H117V111H118V109L120 108L119 106H117L116 108H114L117 104L118 105H122V103H120L119 104V99H118V95L117 96H114ZM113 97V98H114ZM61 98V97H60ZM94 98V99H93ZM120 99H121V97H119ZM194 98V97H193ZM72 99V98H71ZM74 99V98H73ZM72 99V100H73ZM200 99V98H199ZM242 99H243V97H242ZM122 100V99H121ZM64 101H65V99H64ZM74 101V100H73ZM101 101H102V99H101ZM100 101V103H102ZM114 101V102H113ZM263 101V100H262ZM62 103L61 104V106H59V104L60 103ZM121 102H123V101H121ZM125 102V101H124ZM128 102V101H127ZM249 102V101H248ZM255 102H257V101H255ZM59 103V104H58ZM98 103H99V101H98ZM206 103V102H205ZM253 103V102H252ZM188 104V103H187ZM126 105V104H125ZM260 105V104H259ZM257 106H258V104H257ZM260 106H264V105H260ZM96 107V108H97ZM123 107H124V105L122 106V108H120L119 110V114H121L120 112H121V109H123ZM183 107V106H182ZM254 107H256L255 105L253 106V108L252 109H254ZM65 108V107H64ZM261 108V107H260ZM263 108V107H262ZM264 109V108H263ZM75 110H77L76 108H75ZM126 110V109H125ZM60 111V112H59ZM184 111V110H183ZM263 111V110H262ZM123 112V111H122ZM176 112H178V111H176ZM77 114L76 115H78V112H76ZM97 113V114H98ZM101 113V114H100ZM124 114V113H123ZM123 114H122V116H123ZM159 114V113H158ZM179 114H180V112H179ZM178 114V115H179ZM188 114V113H187ZM253 114H255L254 112H253ZM33 115V116H34ZM67 117H66V116ZM112 115V116H113ZM176 115V114H175ZM192 115V114H191ZM197 115V114H196ZM250 115V114H249ZM65 116V117H64ZM98 116V115H97ZM97 116H95V117H97ZM115 116H113V117H115ZM121 116V117H122ZM214 116V115H213ZM107 117H106V119H107ZM120 117V118H121ZM150 117V116H149ZM164 117H166V116H164ZM183 117V116H182ZM191 117V116H190ZM248 117V116H247ZM34 118L36 119V117L34 116ZM67 118V119H66ZM78 118H79V116H78ZM101 118H103V117H101ZM100 118V119H101ZM118 118H119V116H118ZM170 118V117H169ZM195 118H197V117H195ZM225 117L223 116V119H224ZM230 118V117H229ZM237 117H235V119H236ZM98 120H99V117L97 118ZM143 119V118H142ZM147 119V118H146ZM159 119V118H158ZM161 119V118H160ZM178 119V118H177ZM184 119V118H183ZM204 119V118H203ZM205 119H206V117H205ZM231 119V118H230ZM234 119V118H233ZM249 119V118H248ZM37 120V119H36ZM103 120V119H102ZM171 120V119H170ZM201 120V119H200ZM217 120V119H216ZM222 120V119H221ZM226 120V119H225ZM224 120V121H225ZM232 120V119H231ZM247 120V119H246ZM78 121H79V119H78ZM101 121V120H100ZM112 121H114L113 119H112ZM150 121V120H149ZM186 121V120H185ZM213 121V120H212ZM228 121V120H227ZM237 120H235V123L237 124V122H236ZM37 122L39 123V121L37 120ZM96 122V121H95ZM97 122H99V121H97ZM117 122V121H116ZM115 122V123H116ZM119 123H120V121H118ZM123 122V121H122ZM190 122V121H189ZM200 122V121H199ZM219 122V121H218ZM232 122V124L234 123L233 121H231ZM231 122H227L226 124H230ZM241 122V121H240ZM101 123V122H100ZM119 123H116V124H119ZM216 124H217V122H215ZM219 123H221V121L219 122ZM223 123V122H222ZM225 123V122H224ZM239 123V122H238ZM243 123H244V120H243ZM62 124H64V125H62ZM98 124V123H97ZM114 124V123H113ZM112 124V125H113ZM127 124V123H126ZM162 124H164V122L162 123ZM168 123L166 122V125H167ZM171 124V123H170ZM242 124V123H241ZM245 124V123H244ZM62 125V127L63 126H65V128H64V130H63V128L62 129H60V127H59V129H57L58 128V126H61ZM104 124H102V126H103ZM110 125V124H109ZM108 125V126H109ZM111 125V126H112ZM121 125H122V123H121ZM238 125V124H237ZM243 125V124H242ZM80 126V125H79ZM101 126V125H100ZM115 126V125H114ZM117 127H115V128H123V127H120V125H116ZM119 126V127H118ZM143 126V125H142ZM192 126V125H191ZM217 126H218V124L216 125V127L215 128H217ZM228 127V126H227ZM242 127H244V128H242ZM247 127V126H246ZM128 128V127H127ZM144 127H142V129H143ZM145 128H147V127H145ZM143 129V132H145L146 131V129ZM157 128V127H156ZM159 128V127H158ZM193 128V127H192ZM212 128V127H211ZM226 128V127H225ZM224 127L223 128H220V127H218V129H220V131H221V129L223 130V131H225L224 129H225ZM150 129H152L151 127H150ZM173 129V128H172ZM171 129V130H172ZM195 129V128H194ZM205 129V128H204ZM214 129V128H213ZM230 129H229V127H228V131H230ZM127 130V129H126ZM145 130V131H144ZM148 130V129H147ZM183 130H185V129H183ZM212 130V129H211ZM119 131H120V129H119ZM133 130H131V136H129L128 134H130V133H128L127 134V132H126V135H128L129 137H132L133 136V132H132ZM163 131V130H162ZM165 131V130H164ZM166 131H167V128H166ZM165 131V133L167 134V132ZM170 131V130H169ZM173 131V130H172ZM174 131H178V130H176V129H174ZM173 131V132H174ZM181 130H179V132H180ZM201 131V130H200ZM205 131V130H204ZM203 131V132H204ZM209 131H210V128H209ZM208 131V132H209ZM214 131V130H213ZM228 131H226V132H228ZM107 132V133H106ZM116 132H118V131H116ZM121 132H123L122 130H121ZM157 132H159V131H157ZM172 132V134H174ZM179 132H177L178 134H179ZM183 132V131H182ZM211 132V131H210ZM209 132V133H210ZM225 132V133H226ZM164 133V132H163ZM181 133V132H180ZM212 133H215V131L214 132H212ZM218 133V132H217ZM220 133V132H219ZM223 133V132H222ZM47 134V135H46ZM63 134V135H62ZM156 134V133H155ZM159 134V133H158ZM161 134H160V137H162L161 136ZM178 134H175V135H177L176 136V138L177 137H179L178 136ZM188 134V133H187ZM205 135H207L206 133H204ZM224 134V133H223ZM48 135H49V137L50 136H52V137H50L49 139V141H48ZM62 135V136H61ZM113 135V136H112ZM182 135H184V133L182 134ZM204 135V136H205ZM210 135V134H209ZM65 136H68V138L67 137H65ZM151 136V135H150ZM158 136V135H157ZM180 136H181V134H180ZM196 136V135H195ZM197 136H198V134H197ZM203 136V135H202ZM65 137V138H64ZM114 137L115 138H118V140L117 139H115V140H117V142L120 144L119 146H118V144L115 142V140H114ZM126 137V138H125ZM184 137V136H183ZM183 137H181L182 138V140H183ZM207 137V136H206ZM210 137L211 138H213L211 135H210ZM217 137V136H216ZM220 137V136H219ZM133 138V137H132ZM198 138V137H197ZM150 139V138H149ZM152 139V138H151ZM165 139H163L164 140V142H165ZM207 139V140H208ZM106 140V141H105ZM134 139H132V141H133ZM156 140V139H155ZM178 140H180V139H178ZM199 140V141H198ZM214 140H219V141H213L212 143H213V145L215 146L216 145V142H217V144H218V142H220L221 141V138H218V139H214ZM84 141V139H82V142ZM125 141V140H124ZM127 141H130V140H127ZM131 141V142H132ZM159 141H160V139H159ZM184 141V140H183ZM136 142H138V141H135V143ZM161 142H162V140H161ZM160 142V143H161ZM163 142V143H164ZM204 142V143H203ZM224 142V141H223ZM222 142V143H223ZM155 143V142H154ZM153 143V144H154ZM159 143V144H160ZM163 143H162V145H163ZM175 143H176V146H175ZM124 144V145H123ZM136 144H138V143H136ZM136 144H132V145H136ZM151 144V143H150ZM165 144V143H164ZM169 144V143H168ZM226 144V143H225ZM104 145H106L107 147H108V153H110V156L108 157V156H106V157H108L106 160L104 159V157L105 156H103V154L105 155V152H103L106 148L104 147V149L102 148ZM131 145V144H130ZM146 145H147V142H146ZM224 145V144H223ZM226 145V146H227ZM151 146V145H150ZM153 146V145H152ZM155 146V145H154ZM153 146V147H154ZM160 146V145H159ZM159 146L157 145V147L159 148ZM169 146V145H168ZM218 146V145H217ZM217 146H216V148H217ZM221 146V145H220ZM226 146L224 147V148H226ZM56 147V146H55ZM129 147V146H128ZM152 147V148H153ZM165 147V148H166ZM206 147H207V149H206ZM158 148H156V149H158ZM215 148V149H216ZM221 148V147H220ZM220 148H217V149H220ZM53 149V148H52ZM54 149H56V148H54ZM103 149V150H102ZM209 149V150H208ZM134 150H136V149H134ZM153 150V149H152ZM151 150V153L153 154V151ZM160 150V151H159ZM161 149H158V151H159V154H160V152L162 151ZM222 150V149H221ZM226 150V149H225ZM229 150V149H228ZM54 151V150H53ZM58 151V150H57ZM154 151H156L155 150V148H154ZM214 151H216V150H214ZM219 152H220V150H218ZM232 151V150H231ZM61 152V153H62ZM219 152H217V153H219ZM229 152H230V150H229ZM43 153V152H42ZM125 153V152H124ZM150 153V154H151ZM154 153H157V151L156 152H154ZM163 153V152H162ZM165 153V154H166ZM210 153H213V152H210ZM214 153H216V152H214ZM216 153V154H217ZM221 153V152H220ZM225 153H227V151L225 152ZM231 153V152H230ZM55 154V153H54ZM57 154V153H56ZM56 154L55 155H53V153L51 152L50 154H49V156L47 157V158H44L43 160H41V158H40V156L38 157V159H36V160H29V158H30V155H29V157L27 158V161H28V165L26 166V167H24L22 170H21V172H20V174L18 175V176H16V178H17V181H14L15 180V178H14V180H13V183H12V185L10 184V185H7V183L6 184H4L1 188H0V192L3 190V192L5 191V189L6 190H8L9 191V189L11 188V187H22V188H24L25 187V185L26 184H28V186L30 187V185L31 184H29L30 183V180H31V178H36L37 176H39L40 175V178H41V180L43 181V183L41 182V183H39L38 184V187H42V189L45 187V189H44V191L43 192H45V191H47V192H49L48 190L51 188V187H53L52 185H49L48 186V184L50 183V182H52V181H54L55 180V169H56V167H54L55 169L53 170V168H52V164H53V166H55V164H54V162L56 161ZM66 154H67V152H66ZM132 154H134V152H132ZM138 154V153H137ZM58 155V154H57ZM62 155H63V153H62ZM70 155V154H69ZM69 155L67 156V157H69ZM106 155H107V153H106ZM161 155H163V154H161ZM161 155H157V157L158 156H161ZM167 155V154H166ZM217 155H219V154H217ZM223 155V154H222ZM225 155V154H224ZM230 155V154H229ZM66 156V155H65ZM134 156H135V154H134ZM139 156V155H138ZM140 156H141V154H140ZM152 156H154V154L152 155ZM169 156V157H170ZM176 156H179V158H177ZM220 156H221V154H220ZM227 156V155H226ZM163 157V158H164ZM213 157H215V156H213ZM217 157H219V156H217ZM223 157V156H222ZM65 158V157H64ZM134 158H136V157H134ZM140 158V157H139ZM161 158V157H160ZM205 158H208V160L210 161V162H208V161H206V159ZM216 158V157H215ZM223 158H226V157H223ZM227 158H228V156H227ZM226 158V159H227ZM173 159V160H174ZM211 159V160H210ZM219 159H220V157H219ZM222 159V158H221ZM220 159V160H221ZM229 159H230V157H229ZM132 160H133V158H132ZM131 160V161H132ZM137 160V159H136ZM142 161V159H138V161ZM163 159H161V161H162ZM127 161V162H126ZM152 161H154L153 160V158H152ZM157 161V160H156ZM155 161V162H156ZM160 161V160H159ZM136 162V161H135ZM198 162V163H197ZM228 162H230V161H228ZM56 163V162H55ZM139 163V162H138ZM141 163V162H140ZM156 163H158V162H156ZM160 163H162V162H160ZM175 163V164H174ZM226 163V162H225ZM225 163H222V165H224ZM142 165H143V163H141ZM153 164V163H152ZM170 164H171V166H174L175 165V167L172 169V167H170ZM173 164V165H172ZM198 164V165H197ZM227 164V163H226ZM125 165H126V167H125ZM136 165V164H135ZM140 165V164H139ZM164 165V164H163ZM227 165H229V164H227ZM227 165H225V166H227ZM187 166V165H186ZM230 166H231V164H230ZM229 166V167H230ZM58 167V166H57ZM140 167H141V165H140ZM166 167V166H165ZM168 167V166H167ZM180 167H178V168H180ZM144 168V167H143ZM154 168H158L157 167V164H156V167H153V169ZM164 168V166L162 167V169ZM170 168L172 169L171 171H169L170 170ZM130 169H132V168H130ZM129 169V170H130ZM159 169V168H158ZM157 169V170H158ZM165 169V168H164ZM224 169L225 170H227L226 172L224 171ZM57 170H58V168H57ZM147 170V169H146ZM156 170V169H155ZM154 170V171H155ZM192 170V171H191ZM71 171L73 172V173H77V174H79V176H83V174H82V171H81V169H71ZM127 171V172H126ZM149 171V170H148ZM165 171V170H164ZM163 171V172H164ZM181 171H182V173H185V171H183V169H181ZM224 171V172H223ZM54 172V173H53ZM56 172H58V171H56ZM156 172V171H155ZM163 172H161L162 174H160V175H162V178H165L166 177V172H164V177H163ZM167 172V173H168ZM178 172H180V170L179 169H177V171H175V173H177V174H179ZM158 173H160L159 171H158ZM172 173V172H171ZM58 174V173H57ZM150 174V173H149ZM157 174V173H156ZM169 174V173H168ZM186 174V173H185ZM0 175H2V179L4 180V175H3V173H2V171L0 170ZM134 175V176H133ZM135 175H137V177H135ZM160 175H158V176H156V178L157 177H160ZM184 175V174H183ZM23 176H26V179H28V181L27 180H23L24 182L23 183H25L24 185H23V183H21V177H23ZM127 176V175H126ZM147 176V175H146ZM170 176H172V178H173V176H174V173H173V175H171L170 174ZM176 174H175V178H173V180H176V181H173L174 183H176L178 180H177V178H176ZM191 176L190 175H188L187 177L189 178H191ZM139 177H140V175H139ZM38 178V177H37ZM56 178H57V176H56ZM168 178V177H167ZM166 178V179H167ZM189 178V180H191ZM140 179V178H139ZM143 179H145L146 180V178L144 177ZM148 179V178H147ZM145 180H143V185H141V183H140V186H134L135 188V191H139V190H141L142 188H144L143 186H144V184L145 183H147V182H145ZM168 181H169V178L167 179ZM166 180V181H167ZM202 180V181H203ZM230 180V179H229ZM229 180H228V182H229ZM5 181V180H4ZM163 181H164V179H163ZM162 181V179H161V183L163 182ZM231 181V180H230ZM140 182V181H139ZM145 182V183H144ZM157 182V184L158 183H160L159 181H156ZM165 182V181H164ZM172 182V183H173ZM191 182V181H190ZM243 182V181H242ZM247 182H248V180H247ZM53 183V182H52ZM51 183V184H52ZM56 183V182H55ZM128 183H129V185H128ZM171 183V184H172ZM197 183V182H196ZM201 183V182H200ZM203 183V182H202ZM218 183H220L221 184V186H219L218 185ZM232 183V182H231ZM231 183H230V185H231ZM9 184V183H8ZM56 184H58V183H56ZM55 184V185H56ZM128 185V188H130V189H127V187L125 188L126 190H125V192H127V190H129L130 192L129 193H132V196L131 195H126V193L125 192H123L125 195H123L122 194V192H121V189L124 187V185ZM131 184H133V185H131ZM148 184V183H147ZM150 184V183H149ZM148 184V185H149ZM167 184H169V183H167ZM189 184V183H188ZM228 184V183H227ZM125 185V186H126ZM154 185V184H153ZM179 185V184H178ZM187 185V184H186ZM194 185V184H193ZM193 185H191L190 187H192ZM201 185V184H200ZM11 186V187H10ZM32 186V185H31ZM130 186V187H129ZM185 186V185H184ZM32 187H35V185L34 186H32ZM136 187H140V189H138L137 190V188ZM146 187V186H145ZM151 187V186H150ZM150 187H148V188H150ZM178 187V186H177ZM242 187H243V185H242ZM245 187V186H244ZM12 188V189H13ZM183 188V187H182ZM181 188V189H182ZM241 188V187H240ZM246 188V187H245ZM248 188H249V186H248ZM248 188H247V190H248ZM19 189V188H18ZM31 189V188H30ZM93 189V188H92ZM200 190H201V188H199ZM227 189V188H226ZM225 189V190H226ZM229 189V188H228ZM14 190V189H13ZM13 190H12V192H13ZM20 190V189H19ZM33 190V189H32ZM31 190V191H32ZM122 190H124V189H122ZM240 190V189H239ZM242 190V189H241ZM243 190H244V188H243ZM11 191V190H10ZM15 191H18V190H15ZM25 191V190H24ZM28 191H30L29 189H28ZM31 191H30V193H31ZM34 191V190H33ZM119 191L121 192V193H119ZM206 191V190H205ZM234 191H236V189L234 188ZM246 191V190H245ZM12 192H10V193H8V194H11ZM21 192V191H20ZM134 192V191H133ZM198 192V191H197ZM225 192H227V190L225 191ZM224 192V193H225ZM2 193V192H1ZM5 193V195H7V193L6 192H4ZM22 194H24L23 193V189H22V192H21ZM28 193V192H27ZM128 193V192H127ZM136 193V192H135ZM142 193H143V190H142ZM193 193V192H192ZM190 194V195H193V194ZM236 193V192H235ZM134 194V195H133ZM181 194V193H180ZM215 194V193H214ZM237 194V193H236ZM1 195V194H0ZM26 195V194H25ZM25 195H23V196H25ZM38 195H39V193H38ZM70 194H68L67 196H69ZM73 195V194H72ZM88 194H87V192L82 188V189H80V190H78L77 191V197H78V199H79V201H84V200H87L88 199V196H87ZM153 195H155L154 193H153ZM194 195H196V194H194ZM193 195V196H194ZM222 195V194H221ZM229 194H227V196H228ZM233 195V194H232ZM235 195V194H234ZM243 195V194H242ZM2 196H3V194H2ZM240 196V195H239ZM5 197V196H4ZM16 197H17V199H16ZM16 197H14L13 198V200H18L19 199V197L18 196H16ZM36 197H37V195H36ZM38 197H40V196H38ZM37 197V200H39V199H44V200H39V201H37V203L38 204H40V205H43L44 203H43V201L44 202H46V198H44L42 195H41V197L40 198H38ZM150 197V196H149ZM197 197V196H196ZM154 198V197H153ZM155 198H156V196H155ZM172 198V197H171ZM207 198V197H206ZM211 198V197H210ZM1 199V198H0ZM10 199V198H9ZM36 199V198H35ZM34 199V200H35ZM77 199V198H76ZM192 199V198H191ZM8 200V199H7ZM20 200V199H19ZM18 200V201H19ZM23 200V199H22ZM33 200V199H32ZM142 200H144V201H146V202H144V203H146V204H143V206L141 205V204H138V203H142ZM196 200V199H195ZM201 200V199H200ZM213 200V199H212ZM214 200H216V199H214ZM1 201V200H0ZM17 201V202H18ZM76 201H78V200H76ZM156 201V200H155ZM191 201V200H190ZM21 203L23 202V201H20ZM32 203H35V202H33V201H31ZM30 201H29V203H31ZM198 202V201H197ZM0 203H2V205H4L3 204V202H0ZM13 203V202H12ZM26 203V202H25ZM29 203H27V204H29ZM31 203V204H32ZM172 203V202H171ZM184 203V202H183ZM222 205H221V204ZM10 204H11V202H10ZM149 205H150V202L148 203ZM152 204V203H151ZM180 204V203H179ZM182 204V203H181ZM189 204V203H188ZM195 204V203H194ZM198 204V203H197ZM8 205V203H6V205L5 206H7ZM24 205V204H23ZM45 205V204H44ZM171 205V204H170ZM209 205V204H208ZM25 206V205H24ZM48 206V205H47ZM146 206V207H145ZM151 206V205H150ZM156 206V205H155ZM77 207H81V206H77ZM180 207V206H179ZM190 207V206H189ZM47 208H49V207H47ZM75 208H76V206H75ZM144 208H146L145 210L146 211H148V212H145L143 209ZM154 208H155V211H154ZM181 208V207H180ZM179 208V209H180ZM182 208H185V207H182ZM192 208V207H191ZM225 208H227L226 210H222V209H225ZM2 209V208H1ZM4 210H6L5 208H3ZM17 209V208H16ZM24 209V208H23ZM36 209L38 210V212H37V210H35L36 211V213H34V216H33V218L29 221V222H31V227L29 228L28 227V225L26 224L27 222H25V224H24V226H21L20 228H16L14 231H13V233H11V234H9V235H7V236H5L4 238H3V240L0 242V253H2V251H4V249H6L7 248V245L9 244H13L14 243V239L15 238H17L19 235H21V233H24V232H26V231H30V229H33V227L34 228H36V227H38V226H40L41 224H43L44 223V221H46V220H50L51 222H53L54 224H55V221H54V217H56L57 215H58V217L60 216V213L59 214H55L54 215V210L52 209V208H50V209H44L43 207H36ZM149 209H151V207L149 208ZM237 209V210H236ZM4 210H0L1 211V214H3L4 213ZM60 210H62V209H60ZM66 210V209H65ZM65 210H63V211H65ZM68 210V209H67ZM78 210H79V208H78ZM152 210V209H151ZM156 210H157V212H156ZM7 211V210H6ZM16 211V210H15ZM18 211V210H17ZM34 211V212H35ZM3 212V213H2ZM66 212V211H65ZM154 212H156L157 214H155ZM216 212V211H215ZM214 212V213H215ZM229 212V211H228ZM228 212L226 213L227 215H228ZM231 212V211H230ZM231 212V213H232ZM217 213V212H216ZM233 213V214H234ZM63 214V213H62ZM62 216H64V215H62ZM185 216V217H186ZM190 217V218H194V217ZM236 216H238V215H236ZM2 217H4V215L2 216ZM50 217H52V218H50ZM233 217V216H232ZM234 217H235V214H234ZM233 217V218H234ZM1 218V217H0ZM222 218H223V216H222ZM237 218V217H236ZM183 219V218H182ZM191 219V220H192ZM201 219V220H200ZM218 219L219 220H221V221H218ZM223 219H225V218H223ZM236 220V219H235ZM184 221H186V220H184ZM193 221V220H192ZM50 222V223H51ZM186 223V224H185ZM227 223H229V222H227ZM240 226H239V225ZM112 225V226H111ZM111 226V227H110ZM190 227V228H189ZM193 228H195V229H197V230H199L200 232H205V231H207V230H209V229H217V230H219V231H221V233L223 232V233H226V237H224V246L222 247V248H219V249H212V250H209V249H205V250H201V252H200V257H196V260H197V262H195V256H192V257H185V256H183V255H177L176 253H175V247H176V245L180 242V240L183 238V236L184 235H186L188 232H190ZM79 232H80V236H78L79 235ZM33 234V233H32ZM28 235H30V234H28ZM34 235H36V234H34ZM73 235V234H72ZM90 235V236H89ZM242 238V237H241ZM248 238H246V239H248ZM228 239H229V241H228ZM245 240V239H244ZM232 241H236V239L235 240H232ZM113 243V244H112ZM121 244L123 245V246H121ZM236 245V246H235ZM72 246H73V248H72ZM75 246V247H74ZM18 247L19 246H17L11 253H10V255H12L13 256V254H15V251L16 250H18ZM79 247V246H78ZM113 247V248H112ZM242 247H245V246H243L242 245ZM111 248H112V250H111ZM20 250V249H19ZM235 251H236V253H235ZM74 252H76V251H74ZM257 252V253H256ZM117 253H116V255H117ZM232 253V254H231ZM111 254V255H110ZM264 254V253H263ZM106 255V256H105ZM199 255H197V256H199ZM251 256V259H252V255L253 254H250ZM118 256V255H117ZM254 256V255H253ZM108 257V258H107ZM212 257V259H213V256H211V255H209V258H211ZM238 259V261H236V258ZM248 257H249V255H248ZM263 257H264V255H263ZM74 258V257H73ZM105 258L107 259V263L106 262H104V260H105ZM114 258H117V257H113L112 258V260L114 259ZM204 257H202V260H204V261H210V260H208V257H205V259H203ZM216 257L214 256V259H215ZM247 258V257H246ZM254 258V257H253ZM21 259H23V257H20V260H19V264H23L24 263V260H21ZM213 259V260H214ZM217 259V258H216ZM67 260V259H66ZM116 260V259H115ZM239 260H240V262H239ZM241 260H242V262H241ZM248 260H249V258H248ZM247 260V261H248ZM117 261H119V260H117ZM203 261V262H204ZM262 261H263V258H262ZM262 261H260L261 263H262ZM123 262H124V260H123ZM202 262V261H201ZM249 262V261H248ZM250 262H251V260H250ZM108 263V264H109ZM112 264H116V263H113V262H111ZM110 263V264H111ZM121 263H122V261H121ZM210 263H212V262H210ZM245 264L247 263V262H244ZM260 263V264H261ZM117 264H119V262H117ZM124 264H126V261L124 262ZM201 264V263H200ZM204 264H206V263H204ZM213 264V263H212ZM247 264H251V263H247ZM263 264V263H262Z\"/></svg>","mask_w":264,"mask_h":264},{"label":"built area","instance_id":"3","mask_svg":"<svg viewBox=\"0 0 264 264\" xmlns=\"http://www.w3.org/2000/svg\"><path fill=\"white\" fill-rule=\"evenodd\" d=\"M65 91L67 95L63 103L71 111L67 124L68 133L66 134L74 142L75 148L69 146L67 150L70 154L69 157H56V163L58 165L56 181L60 185H54L50 192H43L42 189L37 190L35 188L34 191L45 194V198L51 201L61 194H72V192H77L83 188L89 194L88 199L82 203L77 214L79 220L83 221L85 220L86 213H94L96 203L90 176L88 175L89 168L76 110L74 103L68 97L70 95L68 88ZM28 104V96L24 91H12L0 87V170L7 184L13 183L14 178L29 164L28 161L30 159L36 160L40 156L41 160H43L52 152V148L44 152L43 149L34 144L36 138L41 134V128L31 113ZM62 137H59V141L56 143L59 147L65 142L62 140ZM57 152L61 155V152ZM29 155L30 158L27 161ZM72 168L81 169L83 176L81 177L79 174L73 173L71 171ZM21 180V183L25 180L28 181L26 176L21 177ZM26 192L29 191L26 190ZM15 196L21 197L20 200L22 201L23 199L24 203L20 204L19 201L17 202L11 199L13 203L6 206L7 211H4V217L0 218V242L5 236L13 233L16 228H20L24 226L25 222H29L34 216V210H36V202L33 204H25L26 201L29 202L35 198L36 195L34 193L22 196L20 192L14 191L11 193L10 198H14ZM14 207L17 208L18 212L14 210ZM57 210L58 212L62 211L58 208ZM70 218L71 216L61 218L59 223H57L58 225L50 220H46L40 226L33 227L30 231L21 233V235L14 239L13 244H8L7 248L0 253V264H19V259L22 256L23 259L21 260H24L23 264H66L70 257L78 255L70 253L69 251L70 234L75 232L73 226L75 227L77 225L76 223L70 222ZM60 225H65L67 231H62ZM94 232V230L91 231V237H88L91 240L88 248L81 249L79 253L81 261L77 264H95L96 239ZM17 246L20 247V250L15 251L13 256L10 255ZM67 258L68 260H66Z\"/></svg>","mask_w":264,"mask_h":264},{"label":"clouds","instance_id":"4","mask_svg":"<svg viewBox=\"0 0 264 264\" xmlns=\"http://www.w3.org/2000/svg\"><path fill=\"white\" fill-rule=\"evenodd\" d=\"M37 4L38 0H0V7L13 13L24 9H33ZM242 215L244 218L243 230L251 236L253 247L264 250V210L253 207ZM223 246L224 237L219 230L213 228L200 232L193 228L176 245L175 253L185 257H192L199 255L201 250L219 249ZM213 264H234V261L229 257L214 261Z\"/></svg>","mask_w":264,"mask_h":264}]
</instances>
